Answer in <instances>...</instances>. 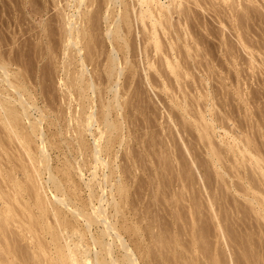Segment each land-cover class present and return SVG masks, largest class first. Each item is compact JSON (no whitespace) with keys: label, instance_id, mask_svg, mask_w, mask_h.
I'll use <instances>...</instances> for the list:
<instances>
[{"label":"rangeland","instance_id":"374dc122","mask_svg":"<svg viewBox=\"0 0 264 264\" xmlns=\"http://www.w3.org/2000/svg\"><path fill=\"white\" fill-rule=\"evenodd\" d=\"M68 0H0V55L1 56H3L4 54H5V56H4V58H2V59H4V60H2L1 59V57H0V60L1 61H5V63H6V65L8 64L9 66L7 67V68H9L8 70H9V72H10V74H14V73H16V71L18 70V72L17 73H19L21 70H22V73H23V75H27V76H23L22 74H21V77H26L27 79H24L25 81H23V78L21 79V77H18V78H20V80H22V81H19V79L17 78V76H20V75H18V74H16V75H11V77H10V75H9V77H8V79L9 80H11L12 82H13V80L15 79V78H17V82L19 83V82H22V83H19V86H18V83L16 84V83H13V84H16L17 86L16 87H10V85H5L4 83H2L3 81L5 82L6 80H5V78H3V77H1L2 76V73H0V80L2 79L3 81L0 83V90H1V93H0V96L3 94V98H2V96H1V98H0V102H1V100H3L4 99V101L5 100H7V98L9 97V95H10V97L12 98V97H14V98H18V96H15V95H18V94H16V92L14 91V88H21L24 84H26V85H24L23 87H25L26 86V88H27V90L30 92V90H31V92L30 93H32V95H33V97L30 99L32 102L31 103H33V101H34V99H36V101H34V104L33 105H35L34 107H38V110H35V109H31V114H32V116L33 117H31L33 120H35L34 118H38V116L40 117V112H41V110L43 111V110H45V114L46 115H48L49 116V118L46 120H44L43 121V124H42V127H43V125L45 126L44 127V129H45V132H47L48 131V136L46 135V137L48 138V140H51V138H52V140H53V142L51 141H49L50 142V144L48 145V147L51 145H54V146H52V147H50V148H48V149H52V151L51 152H49V155L51 154L52 155V158H51V156H50V158H51V160L49 161V164H51V166H52V169L54 168V169H57V171L59 170V168H61V166L63 167V166H65V164L66 165H69V164H67L68 162H66L65 161V158H72L73 159V155H75V154H77V152H74V154L71 152L72 151V148H73V145H74V143H73V135H76L72 130H73V126H75L76 127V124H74V123H72L73 122V115H75L76 114V111H74L75 109L78 111L79 109H80V107L79 106H81V105H83L84 103H86V104H84V106H86V108H85V112H84V117H87V113L86 112H88V113H90L91 111H93V109L91 108V110H90V107L89 108H87V106H90V104H92V106H93V104L95 105V104H97V102H98V100L99 99H101L99 102L100 103H98L97 104V106L98 105H101L102 106V104L104 103V102H106L107 101V98H109L110 97V95H112L111 93H109V91L108 90H106L105 88H107V87H109L108 86V84L110 85V83L109 82H106L107 80H106V78H100L102 81L103 80H106L105 82L103 81V83H101V80H99V82L98 83H100V85H99V88L100 87H102V85L103 84H105L106 83V87H105V85H104V87L103 88H100V90L97 92L96 91V93H100L99 94V96H100V98H96V100H94V99H90L91 97H90V94L92 93V95L94 96V93L92 92V91H89V93L88 94H86V91L84 92V91H82V89L80 88V90H81V92H82V94H79V93H77V91L78 92H80L78 89L79 88H77V87H79V85H78V82L76 83L77 85H75L74 83L77 81V80H75L76 79V76H74L75 74L77 75V73H75V71L77 72V70H79L78 68H76L77 66H75L74 67V65H73V59H72V55L71 54H73V53H75V52H73V47H70V49H68V52H67V50H65V48H66V37H63V36H65V35H63L64 33H63V31L62 30H64L65 28H66V26H65V22L63 21L64 20V17H66L65 15L67 14V12L69 13V14H73V0H69L68 2H69V4H68V2H67ZM72 1V2H71ZM190 1V0H189ZM191 1H193V0H191ZM189 2V5H188V7H193V9H192V7L191 8H188V9H186L187 10V12H185V13H187L188 15V17L190 16V14L189 13H191L192 11V13H195V14H197V15H194V17L192 16H190V19H191V22H190V20H189V18L187 19V20H189V21H187V23H185V25L187 26V24L190 22V23H192V24H190L191 26H189V24H188V27H184V24L182 25L181 24V21H180V19L178 18V17H180V16H178V15H175V19H174V21L176 20V22L179 20L180 21V23H176L174 26H173V31L172 30H170L172 33H171V35H173V37H174V39H175V36L176 37H178V36H181L180 37V40L181 39H187V40H191L190 41V43L187 41H185L184 40V42H183V40L182 41H180L179 42V39L178 38H176L175 40H177L178 39V42L176 41V43H174V44H179V45H175L176 47L177 46H179V47H177L178 49H180V50H182L183 52L185 51V50H183V48L186 46V45H188V46H190L189 44H194V46H195V43H194V39H196V40H198L199 41V43L197 42V41H195V42H197V44H196V46L198 47L197 49H200V50H202V52L201 51H198V52H200L201 54H202V56H200L201 54L200 53H198L197 52V50H195L194 51V49H196V47H194L193 46V44H192V46H191V50H190V52H193V54H195V52H197L193 57H192V59L194 58L195 59V61H193V60H191V57H189V55H191V54H188V49L186 48V51L184 52V53H187V57H185L184 55V53L182 52V51H179V54L180 53H182V54H180V55H182V56H184V57H182V58H184V59H182V61L183 60H185V62H188V64L189 65H191V64H195L196 63V60H197V63H199L200 65H201V68L200 67H198V68H200L201 70H199V69H196L194 66L196 65H193V67L195 68H191L190 69V67L188 66V64H187V66L189 67H187L188 68V70H191L192 71V75H195V76H187L186 74V65H184L185 67L183 68V70L185 69V75H184V71L182 72V69H181V73H183V76H184V78H185V76H186V80L184 79V80H182L181 81V79H182V77H181V79H180V81H178L179 83H176L177 82V79L175 80V76L173 77V76H171V74H169L170 73V71L167 69H165V68H163L164 70H163V73L162 72H160L159 74L160 75H164L165 74V76L163 77V78H161V76H158V72H159V70H161L162 71V69H160V68H157L161 63H164V64H161V66L162 67H164L166 64H165V61H164V59H165V56H164V54H161V55H163V56H161L162 58H163V61L164 62H162L161 60H162V58L161 57H158V56H160V55H155V53H153V49H152V47H151V45H150V49H149V54H150V56L152 57V54H154V57H153V59L154 60H157L158 58L160 59V61L161 62H159L160 64L158 65V66H156V68L157 69H159L158 70V72H156L155 70H154V68L153 69H149V70H147L148 71V74H147V71H145V69H148V64H147V60H144V58H145V56H146V53H145V51L143 50L144 48L143 47H145V45H146V43H145V35H143V28L141 27L142 25H140V24H138L137 22H133L132 23V21H134V20H132V19H134V18H131V24H132V28H131V30L132 31H134V32H130V34H135V35H133V37H132V35H130V41H131V43L130 44H136L137 43V45L136 46H134V48H135V52H134V54H131L130 56H131V62H132V64L134 65V66H136V68L138 67V66H140V67H138L137 69H134L135 67L134 66H132V64H128V66H130V68L132 67H134L133 69L135 70H133L134 71V73H136L137 71V75L135 76V74L133 75V74H131L132 72V70H130V68H128V66L126 65V70L127 71H125L126 73H128V76L131 74L132 75V77H134V78H132V77H130L129 76V78H131L132 80H129L128 82H130L129 84H127V85H125V84H122V83H125V82H123L124 80H127V74H126V76H124L123 75V77H122V79L123 78H125L124 80H120L119 81V85L117 86V88H119V93H121V95H123V96H121V103L123 104V111H118V109L117 108H115V110L112 108V107H110V109H111V114H113V115H110L111 116V120L113 121V122H115V120H120L119 122H115L117 125H119V123H120V127H123V132H122V130L120 129V131L119 132H117V138H116V140H115V142L117 143V144H119L120 142H121V138H122V136L121 135H125V136H123V137H125V142L123 143L124 145H122L121 147L119 146V145H117V144H115L114 145V147H113V150L115 151V153H116V149H117V151H120L119 152V158L118 159H113L114 157V153H112V155L113 156H108V161L109 160H111V161H109V162H112V160L113 161H115L117 164H119L120 163V168L119 169H117L116 170V173L117 174H123L124 172V174L122 175V178H124V179H122L123 180V182L124 183H126V182H130V183H132V184H130L129 182L128 183H126L127 185H129V186H126V188H127V190H130L129 192H132V193H128V195H129V197H128V201H129V205H131V206H134V205H136V206H134V207H136V208H134V209H136V211L135 212H138L139 213V215H137L138 217H140L141 215V217H142V219L144 218V220H140L141 222H142V224L143 225H141V223H140V221L138 222V221H131L132 222V224H133V222L135 223V224H137V225H135V224H130V222H129V220L128 221H126L125 223H124V225H123V227L122 228H124L123 230H125V231H123L124 232V234H127V235H125L126 236V239H127V241L131 244V247L132 246H134V247H132L134 250H135V254L136 255H138V257H139V259H140V261H141V263L142 264H188V262L187 263H185L186 262V260L188 259V260H190V261H192V258L190 259V257H188L187 255H192L193 256V254L192 253H194V252H196V251H198L197 253L199 254L198 255V257H199V260L201 261V259H204L205 258V255H204V253H203V255H202V253H199L200 251L199 250H201L202 252H205V245H204V243H205V240L204 239H207L208 241H207V244H206V246H208L210 249H217L216 251H218V249H219V252L220 253H223V254H221V255H224V254H229L228 253V251L230 250L229 249V247H228V249H226L225 251H227V252H223L224 251V247L226 246L225 244H226V242L225 241H223L224 239L225 240H230L229 239V237L228 236H231V235H228L229 234V230H230V234H233L232 232H236V234H237V236H238V233L239 232H241L242 233V230H245L244 232H246V236H245V239H247L246 237H248V238H250L251 236H252V234H253V236H254V241L256 242V240H257V242L258 243H256L257 245H256V248L258 249L259 247L258 246H263L262 248H260L261 250V253H264V252H262V251H264V229H263V225H264V219H261V218H263V216H264V210H262L263 211V213L262 212H258L257 211V209H258V205L256 204V205H254V202H252V201H250V202H252L253 204L251 205V203L250 202H248V200H249V198H247L246 196H247V193L248 194H251V195H253V196H255L258 200H260L261 199V201L260 202H262V200H263V204H264V188H263V186H264V174L260 171V170H258V168L256 167V166H258L257 165V163L256 164H254L255 162H250V161H252L251 159H250V163L247 161V159L249 160V158H250V155H249V158H248V155H247V159H243L245 162H244V164L246 165H244V167H243V165H241L242 166V168L244 169H240V166H239V163H237L238 161H235L236 159H238L237 157H235L236 155H238V154H240V150H235V153L236 154H234L233 152H234V150H232V149H230V145L231 144H229V145H227L229 142L227 141L228 139H230V137L229 136H227L228 137V139H227V137L225 136L224 137V134H226V132L229 134V133H231V134H229L230 136H233V137H235V139L238 141V142H241V139L240 138H242L243 140H244V142H246L245 140H248V139H251L250 140V143L249 144H247V145H249V147L251 148V146H253L254 147V149L256 148L257 150H252L253 152H255L256 154H257V156H258V158L260 157L261 158V156H260V154H263L264 155V151H260V150H264L263 149V147H264V62L262 61V64H261V60H264V58L262 59V56L264 55V8H262V6L264 7V0H257V1H259V2H257L256 0H254V1H256V3L253 1V5L252 4H250V3H252V2H248L247 0H244V2H243V0H239V5H241L242 6V4L243 3H245V7L244 8H247L246 7V3H247V6H252V9H251V7H250V10L249 9H247L248 10V14L249 13H251V10H252V12L253 13H251V14H246L245 15V13L246 12H244L243 11V13H241L242 12V9H243V7L241 8V6H237L236 7V5H238L237 3H236V5L235 4H233L234 2H236V1H238V0H235L233 3H232V1L230 0L229 1V3H228V5H229V7H228V5H227V3H226V5H227V7L228 8H226V5H225V3H223V2H225L224 0H217V2H216V0H215V2H214V0H201L202 1V3L203 4H206V2H208L205 6L207 7V9L205 10V8L206 7H203L201 4H199V3H195V2ZM195 1V0H194ZM204 1V2H203ZM241 1L243 2L242 4H241ZM134 2V3H133ZM133 2H132V0H128V3H129V7H130V9H131V6H134L133 4H135V1L133 0ZM215 3L214 5H216L215 7L213 6V4H211V3ZM261 2V3H260ZM133 3V4H132ZM186 3H188V2H185V6H186ZM191 3V4H190ZM193 3H195L196 5H193ZM211 5H210V4ZM222 3V4H221ZM231 3L235 6V11H233V6L231 5ZM254 3H255V5L257 6H255L254 5ZM197 4H199V5H201L200 7L199 6H197ZM220 4V5H219ZM223 4H224V6H223ZM249 4V5H248ZM261 4V5H260ZM95 6H96V4H95ZM94 6V7H95ZM197 6V7H196ZM254 6V7H253ZM195 7V8H194ZM211 7V8H210ZM222 9H221V8ZM231 7H232V11H233V13L235 14V13H237V11L239 12V10L241 11V12H239V14H241V16H243L244 18H246V17H250V18H247L246 20H245V23L247 22V20H249L248 21V23H246V26H247V24L249 25V26H247V27H249L250 28V26H251V23H252V28H250L251 29V33H247V30L249 31L250 29H247V27H245V31H246V33L248 34L247 36H246V34H245V38H244V40H247V42H248V40H252L253 41V44H252V41L250 42V44L251 45H254V46H252L251 47V45H249V43L247 44V42H246V44H247V48H245L242 44H241V42H240V44H238L237 43V40L238 39H236L237 37H235L234 36V34H236L235 32H236V30H234V32H233V34H232V29L231 28H234V26H232V23L233 22H229L228 23V21H231V15L233 14L232 13V11L230 10L231 9ZM96 8V7H95ZM95 8H93V11H95ZM199 8V9H198ZM204 9V11H203V9ZM254 8H256L257 10H259L260 8H262V9H260V15H259V13H257V10L256 9H254ZM198 9V10H197ZM215 9H217V12H216V10ZM218 9L219 10H222L223 12L221 13L222 14V17L220 16H218V12H220V11H218ZM228 9V10H227ZM201 10V11H200ZM245 11H247L246 9H244ZM255 10H256V12H255ZM67 11V12H66ZM191 11V12H190ZM194 11H197V13L196 12H194ZM208 11V13H206ZM224 11H231V12H229V13H231V15L228 13V12H224ZM213 12H216V13H218L217 15H216V13L214 14ZM64 13H65V15H64ZM191 13V14H192ZM254 13H255V15H254ZM220 14V15H221ZM243 14V15H242ZM263 14V15H262ZM61 15V16H60ZM193 15V14H192ZM199 15V16H198ZM203 15V16H202ZM215 15V16H214ZM224 15V16H223ZM227 15H230V16H227ZM236 16L238 15V13L237 14H235ZM248 15V16H247ZM253 16V17H251V16ZM201 16V18H199ZM219 17V18H217V17ZM240 15H238V17L239 18H242L243 19V17H241ZM256 16H257V18H256ZM133 17H135V16H133ZM204 17V18H203ZM209 17V18H208ZM227 18V22L225 23V21L223 22L221 19H223L224 20V18ZM262 19H261V18ZM61 18H63V20L61 19ZM254 20H253V19ZM255 18L258 20H255ZM192 19H195V20H193L192 21ZM206 19V20H205ZM210 21H209V20ZM214 21H213V20ZM241 19V20H242ZM197 20V21H196ZM203 20V21H202ZM241 20H239L238 19V22L237 23H242V21ZM251 20H252V22H251ZM261 20V21H260ZM173 21V22H174ZM199 21V22H198ZM241 21V22H240ZM253 21H254V23H253ZM62 22V23H61ZM196 22V24L199 26H195V23ZM201 22V23H200ZM207 22V23H206ZM223 22V23H222ZM249 22H250V24H249ZM255 22L257 23V24H255ZM259 22V23H258ZM105 23V24H104ZM199 23L201 24V25H199ZM220 23V24H219ZM244 23V22H243ZM242 23V24H243ZM245 23L243 24V25H245ZM261 23V24H260ZM101 24H103L102 25V28H100V29H104L105 30V28H107V23L106 22H101ZM101 24H100V27H101ZM178 24V25H177ZM210 24V25H209ZM212 24V25H211ZM224 24V25H223ZM226 24V25H225ZM231 24V25H230ZM241 24V25H242ZM261 26H260V25ZM134 25V26H133ZM140 25V28H142V29H140L138 26ZM180 25V27L181 26H183L184 28H186V30L184 31L183 30V27H181L182 28V30L184 31H182V33H181V35H179L178 33H179V31L181 30L180 29V27H178V30H177V27L176 26H179ZM234 25V24H233ZM241 25H240V27H241ZM257 25H259V26H257ZM137 26V27H136ZM202 26V27H201ZM214 26V27H213ZM220 26V27H219ZM226 26H229V27H226ZM232 26V27H231ZM190 27H192V28H194V29H196V28H199V29H196V30H194V29H192V30H190V32L192 31V32H194V31H196V32H194V34L195 35H193V34H191V33H189V31H187ZM206 27H208V28H206ZM218 27V28H217ZM223 27V28H222ZM43 28V29H42ZM64 28V29H63ZM136 28V29H135ZM139 28V29H138ZM174 28H176V29H174ZM188 28V29H187ZM203 28V29H202ZM217 28V29H216ZM242 29H243V27H241ZM262 28H263V30H262ZM23 29V30H22ZM45 29V30H44ZM138 29V30H137ZM170 29H172L171 27H170ZM220 31H219V30ZM222 29V30H221ZM241 29V30H242ZM253 29L255 30L254 32H253ZM175 30V31H174ZM201 30V31H200ZM213 32H212V31ZM227 31V32H224V31ZM241 31L242 33L243 32H245V31ZM262 30V31H261ZM44 31V32H43ZM46 31V32H45ZM102 31V30H101ZM101 31H99V32H101ZM169 30H168V32H170ZM178 31V33H176ZM188 32L187 34H188V36H190V39H188L186 36H185V32ZM198 31V32H197ZM206 33H205V32ZM137 32V33H136ZM141 32V33H140ZM161 32H162V30H161ZM174 32V33H173ZM222 32V33H221ZM63 33V34H62ZM138 33H140V35L138 34ZM203 33V34H202ZM205 33V34H204ZM208 33V34H207ZM216 33H218V34H216ZM223 33H224V35H223ZM228 34V36L226 35V34ZM46 34V35H45ZM48 34V35H47ZM137 34V35H136ZM143 36H142V35ZM175 34V35H174ZM177 34V35H176ZM182 34H184V36H182ZM191 34V35H190ZM197 34V35H196ZM203 35L202 37H200L201 35ZM230 34V35H229ZM161 35H163V36H161L163 39H165V41L163 40L162 42H165V45L164 46H166V45H170V40L172 41L173 40V38L171 39V35H167V34H165V35H167V36H165L164 35V33L163 34H161ZM208 35V36H207ZM210 35V36H209ZM211 35H213V36H211ZM218 35V36H217ZM226 35V36H225ZM253 35V36H252ZM263 35V36H262ZM44 36V37H43ZM140 36H142V37H140ZM164 36H165V38H164ZM197 37V38H195V37ZM199 36V37H198ZM208 37L207 38V40H210V41H205L206 40V37ZM218 38H216V37ZM221 36H225L224 37V40H225V38L227 37L228 38V40H229V42H231L230 44L229 43H227L228 42V40H227V38H226V40L227 41H223L222 39H223V37L221 38ZM234 36V37H233ZM43 37V38H42ZM62 37V38H61ZM102 37V36H101ZM166 37H168V38H166ZM169 37H170V40H168L169 39ZM192 37V38H191ZM205 37V38H204ZM247 37H250V38H247ZM260 37H262V38H260ZM41 38V39H40ZM63 38H65V39H63ZM194 38V39H193ZM199 38V39H198ZM201 38H203V39H201ZM247 38V39H246ZM256 38V39H255ZM15 39V40H14ZM43 39V40H42ZM47 39V40H46ZM133 39H134V41H135V43H134V41H133ZM142 39V40H141ZM200 39H201V41H202V43H201V45H202V47L200 48L199 46H201V45H199L200 44ZM215 39V40H214ZM260 39H261V41H263V43L260 41ZM45 40V41H44ZM65 42H64V41ZM166 40H168V41H166ZM175 40H173V42H175ZM221 40V41H220ZM233 40V41H232ZM256 40V41H255ZM257 40H259L258 42H257ZM47 41H49V42H47ZM133 41V42H132ZM142 41V42H141ZM205 41V42H204ZM214 41V42H213ZM255 41V42H254ZM25 42V43H24ZM47 42V43H46ZM140 42L142 43V44H140ZM166 42H168V43H166ZM186 42V44H184ZM204 42V43H203ZM207 42H208V44H207ZM221 42H226L227 43V46L229 47V45H230V47L228 48V47H225L226 46V43L225 44H223V46H224V48H226V51L222 48L223 46L221 45ZM234 42H235V44H234ZM238 42H239V40H238ZM245 42V41H244ZM260 42V43H259ZM24 45H23V44ZM144 43V44H143ZM210 43V44H209ZM216 43V44H215ZM219 43V44H218ZM257 45L256 47L257 48H253V47H255V44ZM262 43V44H261ZM48 46H47V45ZM65 44V45H64ZM164 44V43H163ZM206 44V45H205ZM214 44V45H213ZM229 44V45H228ZM234 44V46H231V45H233ZM236 44H237V46H236ZM22 45V46H21ZM28 45V46H27ZM35 45H37V46H35ZM183 45V46H182ZM199 45V46H198ZM221 45V46H220ZM252 48H250L249 46ZM261 47H260V46ZM19 46V47H18ZM183 47V48H180V47ZM207 46H209V50L210 51H213L212 52V58L211 57H207V56H209V55H207L209 52V50H208V47ZM215 48H214V47ZM219 46V47H218ZM240 48H239V47ZM20 47L22 48V50H23V52H21V53H18V50H20L21 51V49H20ZM38 47H39V49H38ZM40 47H42L41 49H40ZM221 47V48H220ZM233 47V48H232ZM238 47V49H236ZM242 47H244V51L243 52H248V51H250V52H248V54L249 53H252V52H255V55H253V56H255L256 58H254V59H256V61H254V59L251 57L252 56V54H249V57L251 58V59H253V60H251L250 58H247L246 57V61H248L247 59H250L249 60V63L250 62H252V64L250 63V64H248V62H246L245 63V61L243 60L244 58L242 57V56H240V55H243V54H245V53H243L242 54V50H243V48ZM17 49V51H16V49ZM72 48V49H71ZM139 48H141L140 50H139ZM203 48V49H202ZM205 48L208 50H205ZM214 48V49H213ZM218 48V49H217ZM228 48V49H227ZM230 48H232L231 50L232 51H230V53L233 55H231V54H229V52L227 51V50H229ZM235 48V49H234ZM249 48L251 49V50H249ZM259 48H260V50H259ZM49 49V50H48ZM137 49V50H136ZM185 49V48H184ZM225 51V54H224V52L222 51ZM245 49H246V51H245ZM256 49H258V50H256ZM15 50V51H14ZM40 50V51H39ZM47 52H46V51ZM142 50L144 51V53L142 52ZM166 50H167V46H166ZM193 50V51H192ZM239 54H236V52ZM248 50V51H247ZM253 50V51H252ZM13 51V52H12ZM19 51V52H20ZM39 51V52H38ZM43 51H45V52H43ZM64 51L65 52H67V53H69L68 54V56H67V54H66V56H64L65 55V53H64ZM71 53H70V52ZM104 51H106L105 49H104ZM141 51V52H140ZM152 51V53H150ZM168 51V50H167ZM204 51V52H203ZM205 51L206 52H208V53H205ZM216 51V52H215ZM233 51H234V53H235V55L237 56H234V53H233ZM240 51H241V54H240ZM3 52H4V54H3ZM6 52V53H5ZM12 53V55H11V53ZM15 52V53H14ZM27 52V53H26ZM36 52V54H34ZM41 52H43V53H41ZM221 52V53H220ZM259 52H262V53H259ZM16 53H18V54H16ZM22 53H26V54H24V56L22 55ZM204 53V54H203ZM215 54V56H213L214 54ZM229 54V56H230V58L232 59H230L231 61H234L233 63H234V65L235 66H237L236 68L235 67H233V65H232V62L229 60V56H228V54ZM259 53V54H258ZM7 54H8V56H9V58L7 57ZM136 54V55H135ZM145 56H144V55ZM184 54V55H183ZM192 54V55H193ZM198 54V55H197ZM210 54V53H209ZM217 54H219V55H217ZM223 54V55H222ZM247 54V55H248ZM261 54V55H260ZM37 55V56H36ZM41 55V56H40ZM69 55H71L72 57H70ZM74 55V54H73ZM135 55V56H134ZM138 55V56H137ZM205 55H207V56H205ZM217 55V56H216ZM257 55V56H256ZM260 55V56H259ZM13 58H11V57ZM19 56V57H18ZM36 56V57H35ZM104 56V55H103ZM156 56L158 57V58H156ZM197 56L199 57V59L197 58ZM205 56V57H204ZM221 56V57H220ZM239 56H240V58L241 59H239ZM245 56H246V54H245ZM20 57H22L23 59H21ZM69 57V58H68ZM203 57V58H202ZM206 57L208 58V60H209V58L211 59V62H215V64H213V63H209V65H206L208 62H206V61H208V60H206ZM216 57H219V58H216ZM233 57V58H232ZM260 57H261V59H260ZM264 57V56H263ZM17 58V59H16ZM66 58V60H63V59H65ZM104 58H105V56H104ZM106 58H107V56H106ZM135 58H136V60H135ZM156 58V59H155ZM188 58V59H187ZM190 58V59H189ZM197 58V59H196ZM216 58V59H215ZM228 58V59H227ZM236 58H238V59H236ZM243 58V59H242ZM8 59V60H7ZM70 59H72V60H70ZM141 59V60H140ZM143 59V60H142ZM146 59V58H145ZM180 59H181V57H180ZM186 59H187V61H186ZM201 59H203V61L205 62V67H204V63H200V62H202V60ZM259 59H260V61H259ZM14 60V61H13ZM15 60H18V62L17 61H15ZM21 60V61H20ZM24 60V61H23ZM103 61V63L105 62V59L103 60V58L101 59L100 58V63ZM188 60H190V61H188ZM199 60V61H198ZM201 60V61H200ZM213 60V61H212ZM218 60V61H217ZM220 60V61H219ZM224 60L226 61V62H224ZM230 61L231 62V64L230 63H228V61ZM240 61L241 62V64H240V62H238V61ZM8 63H7V62ZM11 61H13V62H11ZM70 61V63H68V62ZM133 61H135V63H133ZM139 61V62H138ZM145 61V62H144ZM158 61V60H157ZM222 61H223V63H222ZM236 61V62H235ZM3 62H1V63H3ZM12 64H11V63ZM15 62H17V63H15ZM66 62V63H65ZM71 62H72V66L70 65L71 64ZM99 62V61H98ZM145 64H144V63ZM154 62H156V61H154ZM184 62V61H183ZM184 62V64H186ZM189 62H192L191 64L189 63ZM255 62H257V63H255ZM20 63V64H19ZM63 63V64H62ZM103 63L102 64H99V63H92V62H90V68H89V70H90V72L91 71H93V70H95V73H96V75H97V73H98V78H97V80L99 79V70H103V69H105V66L103 65ZM138 63V64H137ZM140 63V64H139ZM219 63V64H218ZM225 63V64H224ZM235 63H237L238 65H236ZM244 63V64H243ZM23 64V65H22ZM65 64H67V65H69V66H65ZM137 64V65H136ZM158 63L156 62V65H157ZM219 66H218V65ZM17 65V66H16ZM76 65V64H75ZM96 65V68L94 67ZM97 65H98V67H97ZM99 65H102V67H104V68H102L101 66H99ZM142 65V66H141ZM147 65V66H146ZM164 65V66H163ZM200 65H196V66H200ZM211 65H213L212 66V68H211V72H210V74L209 75H207L209 72V68L211 67ZM216 67H215V66ZM221 65V66H220ZM227 65V66H226ZM244 65V66H243ZM249 65V66H248ZM251 65H254V66H251ZM255 65H257V66H255ZM259 65H260V67H259ZM261 65H263V66H261ZM24 68H22V67ZM65 68H64V67ZM71 66V67H70ZM94 67L93 68V70H92V67ZM145 67V69H144V67ZM206 66H210L209 68L207 67L206 68ZM224 66V67H223ZM247 68H246V67ZM11 67V68H10ZM43 67H45V69L43 68ZM66 67H67V69H66ZM101 69H100V68ZM203 67L204 68H206L207 70H205V69H203ZM213 67L214 68H216V70L215 71H217L218 72V74L219 75H217V72H214L213 73V71H214V69H213ZM223 67V68H222ZM230 67V68H229ZM251 67V68H250ZM76 70H75V69ZM143 68V69H142ZM155 68V69H156ZM218 68V69H217ZM220 68V69H219ZM228 68V69H227ZM239 69V71H238V69ZM20 69V70H19ZM25 69H26V71H25ZM42 69V70H41ZM74 69V70H73ZM98 69V70H97ZM156 69V70H157ZM226 69V70H225ZM231 69V70H230ZM240 69L242 70V71H240ZM251 69V70H250ZM253 69V70H252ZM255 69V70H254ZM102 70H101V73H102ZM165 70L166 71H168L167 72V74H166V72H165ZM196 70V71H195ZM202 70H204L203 72H202ZM219 70V71H218ZM221 70V71H220ZM229 70V71H228ZM25 71V72H24ZM41 71V72H40ZM44 71V72H43ZM96 71H98V72H96ZM128 71H130V73L128 72ZM141 71V72H140ZM143 71H145V72H143ZM208 73H207V72ZM224 71V72H223ZM240 73V74H237L238 72ZM244 71H246V72H244ZM249 71V72H248ZM73 72L75 73L74 75H73ZM149 72H150V74H151V80L149 79L148 80V77H150L149 75ZM152 72V73H151ZM165 72V73H164ZM222 72V73H221ZM21 73V72H20ZM19 73V74H20ZM69 73V74H68ZM94 72H92V74H93ZM94 73V74H95ZM195 73V74H194ZM198 73V74H197ZM214 75H213V74ZM221 73V74H220ZM45 74V75H44ZM91 74V73H90ZM139 74V75H138ZM141 74H143V75H141ZM148 76H147V75ZM157 74V75H156ZM191 74V73H190ZM155 75V76H154ZM166 75H167V77H168V80H167V78H166ZM182 75V74H181ZM189 75V74H188ZM207 77H206V76ZM220 75H221V78H220ZM222 75H224V76H222ZM227 75V76H226ZM228 75H230L229 77H228ZM240 75V76H239ZM16 76V77H15ZM69 77V79H68V77ZM74 76V79L73 78H71V77H73ZM140 76V77H139ZM170 76V77H169ZM211 76H212V78H211ZM215 76V77H214ZM218 76H219V78H218ZM233 76H237L236 78L235 77H233ZM246 76V77H245ZM13 77V78H12ZM39 77H41V78H39ZM94 77L96 78V76L94 75ZM147 77V78H146ZM156 77V78H155ZM210 79H209V78ZM231 77V78H230ZM166 78V79H165ZM172 78H174L173 80H172ZM208 78V79H207ZM214 78V79H213ZM216 78V79H215ZM240 78V79H239ZM13 79V80H12ZM139 79V80H138ZM140 79H142V80H140ZM145 79V80H144ZM155 79H158V80H155ZM165 79V80H164ZM213 79V80H212ZM223 79V80H222ZM26 80H27V82H26ZM71 80V81H70ZM75 80V81H74ZM97 80H96V82H97ZM170 80L172 81L171 83H173V84H171L170 83ZM175 80V81H174ZM220 80V81H219ZM15 82H16V80H14ZM66 81V82H65ZM138 81V83H136ZM145 81H147V83L145 82ZM164 81V82H163ZM167 81V82H166ZM184 81V82H183ZM197 81V82H196ZM226 81V82H225ZM235 81V82H234ZM239 81V82H238ZM7 82V81H6ZM74 82V83H73ZM127 82V83H128ZM135 82V83H134ZM156 82V83H155ZM161 82V83H160ZM168 82H169V84H168ZM183 82V83H182ZM194 82V83H193ZM199 82V83H198ZM211 82V83H210ZM24 83V84H23ZM68 83V84H67ZM97 83V84H98ZM153 83V84H152ZM155 83V84H154ZM158 83H159V86H158ZM163 83H165V85H167V86H165L164 87V85H163ZM167 83V84H166ZM181 83V85H179ZM185 83V84H184ZM197 83H198V87H197ZM202 83V84H201ZM204 83V84H203ZM223 83V84H222ZM1 84L2 85H5V86H1ZM6 84H8V83H6ZM21 84H23L22 86H21ZM65 86H64V85ZM70 84V85H69ZM121 84V85H120ZM142 84V85H141ZM148 84V85H147ZM151 84V85H150ZM176 84V85H175ZM233 84V85H232ZM31 85V86H30ZM66 85H69V86H66ZM125 85V86H124ZM130 85H132L131 87H130ZM138 85V86H137ZM154 85V86H153ZM160 85H161V87H160ZM186 87H185V86ZM200 85H204L203 87L202 86H200ZM213 85V86H212ZM73 86H75L76 87V89L77 90H75V87H74V90H75V93L73 94V92H74V90L72 89L73 88ZM97 86V88H98V85H96ZM129 86V87H128ZM137 86V87H136ZM170 86H172V89H170L171 87ZM181 86V88L182 89H180V88H178V87H180ZM189 86H191V87H189ZM206 86H207V88H206ZM224 86V87H223ZM233 86V87H232ZM2 87V88H1ZM6 87H8V88H6ZM129 88L128 90L126 89V88ZM168 88L167 89V91L165 90V89H163V88ZM177 87V88H176ZM185 89H184V88ZM193 87H194V89H193ZM214 87V88H213ZM229 87V88H228ZM232 87V88H231ZM239 87V88H238ZM4 88H5V91H4ZM11 88H12V91L14 92H12L11 91ZM29 88H31V89H29ZM40 88V89H39ZM70 88V89H69ZM98 88V89H99ZM124 88V89H123ZM153 88H155V89H153ZM173 88L176 90H173ZM206 88V89H205ZM218 88V89H217ZM221 88V89H220ZM225 88V89H224ZM2 89H3V91H4V93H3V91H2ZM6 89L8 90V89H10V90H8V92H10V93H8L7 91H6ZM33 89V90H32ZM67 89V90H66ZM97 89V90H98ZM101 89H105L104 90V92L103 93H101L100 91H101ZM122 89V90H121ZM135 89H136V91H135ZM169 89H170V91H169ZM185 91H184V90ZM192 89V90H191ZM200 91H199V90ZM202 89H203V91H202ZM227 89V90H226ZM141 90V91H140ZM183 90V91H182ZM188 90V91H187ZM208 90V91H207ZM209 90H210V92H209ZM221 90V91H220ZM224 90V91H223ZM122 91V92H121ZM130 91V92H129ZM134 91V92H133ZM138 91V92H137ZM145 93H144V92ZM172 91V92H171ZM182 93H181V92ZM215 91V92H214ZM12 92V93H11ZM67 92V93H66ZM69 92V93H68ZM80 92V93H81ZM108 92V96L107 95H105V96H103L104 94H106ZM166 92V93H165ZM170 92V93H169ZM179 92V93H178ZM193 92V93H192ZM199 92V93H198ZM202 92V93H201ZM217 92V93H216ZM222 92V93H221ZM5 93L7 94L6 96H5ZM95 93V94H96ZM123 93V94H122ZM125 93V94H124ZM133 93V94H132ZM142 93V94H141ZM207 93H209L210 94V97H209V95L207 94ZM215 93V94H214ZM12 94V95H11ZM14 94V95H13ZM84 94V97H83V100L81 99H78V98H81V96ZM101 94H102V96L103 97H105L106 98V100L104 101L103 99L104 98H102L101 97ZM130 94H132V95H130ZM168 94V95H167ZM177 94V95H176ZM179 94V95H178ZM217 94V95H216ZM35 95H37V96H35ZM78 95V97H77V99L78 100H80L82 103H83V101H84V98H86V99H90L88 102H90V103H88L87 101H86V99H85V101H84V103L82 104H80V101H78L74 96H77ZM87 95H89V98L88 97H86ZM127 95V96H126ZM140 95V96H139ZM177 97H175V96ZM196 97H195V96ZM206 95H208V96H206ZM8 96V97H7ZM98 96V95H97ZM98 96V97H99ZM169 96H171V97H169ZM174 96V97H173ZM188 96V97H187ZM6 97V98H5ZM28 97V96H27ZM35 97V98H34ZM75 98V99H73V98ZM187 97V98H186ZM192 97V98H191ZM208 97H209V99H208ZM14 98H12V99H14ZM29 98H30V96H29ZM130 98V99H129ZM138 98V99H137ZM181 98V99H180ZM189 98V99H188ZM204 98V99H203ZM98 99V100H97ZM109 99H112V98H109ZM194 99V100H193ZM200 99V101H198ZM243 99H245V102H244V100ZM127 100H128V102H127ZM130 100V101H129ZM135 100V101H134ZM185 100H186V102H185ZM190 100V101H189ZM193 100V101H192ZM210 100L212 101V102H210ZM78 101V102H77ZM94 101V102H93ZM103 103H102V102ZM109 101V100H108ZM125 101V102H124ZM204 101V102H203ZM247 101V102H246ZM110 102L112 103L113 102V100H110ZM124 102V103H123ZM177 102V103H176ZM184 102V103H183ZM194 102H196V103H194ZM206 102V103H205ZM209 102V103H208ZM37 103V104H36ZM79 103V104H78ZM89 105H88V104ZM108 103V102H107ZM187 103H189V104H187ZM191 103V104H190ZM200 103H202L201 105H200ZM211 103V104H210ZM248 105H247V104ZM14 104V103H13ZM12 104V105H13ZM113 104V103H112ZM112 104H110V105H112ZM182 104V105H181ZM203 104H204V106H203ZM128 105H130V106H128ZM135 105H137V106H134ZM186 107H185V106ZM197 105V106H196ZM209 105H212V110H210V109H208L209 108ZM215 105V106H214ZM14 106V105H13ZM79 108H78V107ZM96 106V105H95ZM97 106L95 107V108H97ZM101 106H98L99 108H97L96 110H95V112L96 113H98V111H99V113H100V116H102L101 114H102V112L104 113V111L106 110L105 109V107H101ZM178 106V107H177ZM181 106H184L185 107V110L187 109V107H188V111L186 110V111H184V112H182V110H183V107H181ZM198 106H201V107H198ZM208 108H207V107ZM102 108V112H100L101 110H99V109H101ZM115 107V106H114ZM191 107H193V108H191ZM197 107V108H196ZM205 107V108H204ZM40 108V109H39ZM103 108L105 109V110H103ZM180 108V109H179ZM83 109V108H82ZM87 109V110H86ZM182 109V110H181ZM194 109V110H193ZM113 110V111H112ZM181 110V111H180ZM193 110V111H192ZM195 110H197L196 112H194ZM210 110V111H209ZM74 111V112H73ZM90 111V112H89ZM213 111V112H212ZM44 112V111H43ZM71 112V113H70ZM113 112V113H112ZM120 112V114H121V116L118 114ZM83 113V112H82ZM86 113V114H85ZM98 113V114H99ZM129 113V114H128ZM188 113V114H187ZM192 113V114H191ZM196 113V114H195ZM200 113V114H199ZM67 114V115H66ZM71 114H72V116H71ZM123 114H124V116H123ZM204 114L206 115V117H213L215 120V122H217V123H214V126H215V124H216V126H215V128H216V130H215V128H214V126H213V130H212V135L210 136V139L213 141L212 143H211V141H210V146H211V144H213L211 147L212 148H214V149H216V151L218 150L219 151V153H220V155H221V160H223V162L222 161H220V164H216L215 162H214V160H213V158L212 157H210V155H208L209 154V145H207V144H209L207 141L208 140H202L201 139V137H200V133H199V128H201V129H204L205 128V126H203L204 128H202V125H206V121H204V120H202V117L201 116H204ZM117 115V116H116ZM186 115V116H185ZM189 115V116H188ZM213 115V116H212ZM35 116V117H34ZM82 117H83V114L81 115ZM81 117V118H82ZM83 117V118H84ZM123 117H125V118H123ZM58 118H60V120L58 119ZM82 118V119H83ZM113 118V119H112ZM53 121H56V119H57V122L58 123H60V121L62 122V123H60V124H58L57 122L55 123V122H53ZM70 121H69V120ZM115 119V120H114ZM125 119V120H124ZM66 120V121H65ZM124 120V121H123ZM197 120V121H196ZM200 122H199V121ZM50 121H52L53 122V124L54 125H56L55 127H53L54 125L52 124V122H50ZM127 121V122H126ZM210 121V120H209ZM220 121V122H219ZM0 122H1V120H0ZM23 122V121H22ZM24 122H26L25 123V127H27V129H28V121L26 120V121H24ZM23 122V123H24ZM46 122V123H45ZM69 122H70V125H69ZM74 122H77V120L76 121H74ZM122 122H123V124H122ZM126 122V123H125ZM197 122V123H196ZM22 123V124H23ZM151 123V124H150ZM203 123V124H202ZM221 123H222V125H221ZM1 124V123H0ZM47 124H50V125H48L47 126ZM52 124V125H51ZM65 124V125H64ZM68 124V125H67ZM72 124V125H71ZM24 125V124H23ZM123 125V126H122ZM125 125V126H124ZM196 125H198V126H196ZM0 126H2V125H0ZM51 127V131H49L50 130V128L48 129V127ZM57 126H62V128L60 127H57ZM65 126V127H64ZM201 126V127H200ZM221 126V127H220ZM53 127V128H52ZM72 127V128H71ZM199 127V128H198ZM218 127V128H217ZM227 129H225V128ZM2 128H3V126H2ZM57 128V129H56ZM26 129V130H27ZM60 129V131H63V132H61L60 133V131L59 132H56V130H59ZM65 130V132H64V130ZM69 129H71V131L70 132H68V130ZM96 129V128H95ZM0 130H2L1 129V127H0ZM3 130H4V128H3ZM2 130V131H3ZM150 130V131H149ZM162 130V131H161ZM221 130V131H220ZM223 130V131H222ZM96 131V130H95ZM1 132V131H0ZM6 132V131H5ZM4 132V133H5ZM53 132V133H52ZM57 134H56V133ZM224 132V133H223ZM3 133V134H4ZM58 133H60L59 135H61L60 137L62 138V140L64 141H62L61 140V138L58 140V138H59V135H58ZM72 133H74V134H72ZM118 133H119V136H118ZM121 133H123V134H121ZM3 134L2 133H0V136L2 135V137H3ZM6 134V133H5ZM54 134H55V137H54ZM85 134V133H84ZM51 135H53V136H51ZM62 135H63V137H62ZM72 135V136H71ZM116 135H115V137H116ZM223 135V136H222ZM244 135V136H243ZM6 136V135H5ZM5 136L3 137V138H5ZM58 136V137H57ZM85 140H86V142H87V144H88V142L89 141H93V139L94 138H92L91 136H88V134L86 135L85 134ZM0 138V140L1 141H5V139H6V142H7V138H5V139H3V138ZM90 137V138H89ZM119 137V138H118ZM220 137H221V139H220ZM224 137V138H223ZM247 137V138H246ZM50 138V139H49ZM56 138V139H55ZM64 138V139H63ZM86 138H88V139H86ZM68 139V140H67ZM90 139V140H89ZM118 139V140H117ZM121 139V140H120ZM222 139H224V140H226V143H225V141L224 140H222ZM233 138L231 137V139L229 140L230 141V143H233L232 140ZM56 140L60 143L61 141L63 142V144L62 145H66L67 144V146L68 147H66V146H63L62 147V145L61 144H59L58 146L59 147H62L61 149L60 148H58V149H60V150H57V145H56ZM69 141V142H71L72 144H68V142H66V141ZM84 140V141H85ZM88 140V141H87ZM120 140V141H119ZM127 140V141H126ZM243 140H242V142H241V144L240 143H238L240 146V148H242V149H244V147L246 146V144L243 142ZM254 140V141H253ZM37 141V142H36ZM253 141V142H252ZM6 142H4V143H6ZM61 142V143H62ZM207 142V143H206ZM249 142V141H248ZM248 142H246V143H248ZM254 142H255V144H257V146L254 144ZM16 142H12V144H10L9 145V147L8 148H10L11 147V145H13L12 146V148H15L16 147V149H17V145H18V143H17V145H15V147H14V144H15ZM34 144L35 143H38V145L40 146V142H38V140H35V142H33ZM32 143V145H34ZM53 143V144H52ZM90 143H91V145H90ZM88 145L89 146H92L94 143H92V142H90ZM168 145H167V144ZM253 143V144H252ZM150 144V145H149ZM155 146H154V145ZM244 144H245V146H244ZM250 144H251V146H250ZM20 145V144H19ZM18 145V149H17V154L19 155V156H21V155H23L26 151L25 150H23V148L21 147V150L19 149V147L21 146H19ZM36 145V144H35ZM38 145H36V147L38 146ZM61 145V146H60ZM70 145H71V147H70ZM6 146H8V145H6ZM119 146V147H118ZM148 146V147H147ZM157 146V147H156ZM215 146V147H214ZM244 146V147H243ZM34 148H36L35 146H33ZM116 147V148H115ZM150 147V148H149ZM161 147H163V148H161ZM252 147V148H253ZM260 147H262V148H260ZM6 148V147H5ZM12 148H11V152H12ZM37 148H39V147H37ZM56 149V151H55V149ZM71 148V150H69ZM149 148V149H148ZM159 148V149H158ZM2 149V148H1ZM16 149H13V150H16ZM152 149H154V150H152ZM164 149V150H163ZM235 149H237V148H235ZM260 149V150H259ZM10 150V149H9ZM18 150H20L21 151V153L23 152V151H25L23 154H21V153H18V152H20V151H18ZM23 150V151H22ZM221 150V151H220ZM2 151V150H1ZM50 151V150H49ZM130 151V152H129ZM146 151H148V152H146ZM152 151V152H151ZM217 151V152H218ZM239 151V152H238ZM257 151H259L260 152V154H258L257 153ZM10 152V151H9ZM14 152V151H13ZM11 153V155H13L14 157H15V153ZM72 153V155H71V153ZM151 152V153H150ZM228 152H229V154H228ZM129 153V154H128ZM15 154V155H14ZM66 154H67V156H66ZM69 154V155H68ZM140 154V155H139ZM149 154H150V156H149ZM152 154V155H151ZM223 154V155H222ZM228 154V155H227ZM16 156L15 158H17V159H15V160H12V159H14V157L13 158H11V160L13 161V162H15L16 160L18 161V162H16L15 164H17V163H19V165L20 164H22V162H26L27 161V159L26 158H23V157H26L25 156V154L23 155V156H21V157H19V156ZM133 155V156H132ZM143 155H145V156H143ZM146 155H147V157H146ZM59 156V157H58ZM69 156V157H68ZM76 156V155H75ZM222 156H223V158H222ZM12 157V156H11ZM104 157H106L107 158V154H105L104 155ZM112 158V159H110V158ZM150 157V158H149ZM235 157V159L233 160V158ZM241 157V156H240ZM263 158H261V159H263L264 160V156H262ZM18 158H19V160L22 158V160L23 159H26V161L25 160H23V161H19L18 160ZM88 159H90L91 160V158H89V157H87ZM259 158V159H260ZM58 159V160H57ZM128 159H129V161H128ZM133 159V160H132ZM55 160V161H54ZM71 160V159H70ZM87 160V159H86ZM90 160H87L88 161V163H90ZM118 160V161H117ZM135 160V161H134ZM262 160V161H263ZM51 161H52V163H51ZM80 161V160H79ZM121 161V162H120ZM247 161V162H246ZM21 162V163H20ZM64 162H66L65 164H63ZM71 162H73V161H71ZM82 163H83V161H81ZM114 162V163H115ZM131 162V163H130ZM224 163V165L222 164V163ZM28 163V165H29V161L27 162ZM27 163H23V164H27ZM116 163H115V165H116ZM126 163V164H125ZM134 163V164H133ZM161 163V164H160ZM232 163V164H231ZM237 165H236V164ZM248 164V166H247V164ZM264 163V161L262 162V164ZM57 164V165H56ZM63 164V165H62ZM113 164V162L111 163V165ZM251 164V165H250ZM253 164V165H252ZM184 165V166H183ZM219 165H220V168H219ZM236 165V166H235ZM112 166H114V164L112 165ZM111 166V167H112ZM130 166H131V168H130ZM132 166H134V167H132ZM136 166V167H135ZM161 166V167H160ZM182 166V167H181ZM225 166V167H224ZM30 167H31V165H30ZM57 167H59V168H57ZM89 168L91 167V166H88ZM88 167H85V176H84V181L82 180H80V177L79 176H77L78 174H75L76 173V171L75 170H73V169H71L70 171H72V173H74V171H75V173H74V176H77V177H75L76 178V181H78V183H80V184H84L85 183V181L86 182H88V180H90L91 179V177H92V174H91V172H90V170H89V168ZM125 167V168H124ZM144 167V168H143ZM149 167V168H148ZM163 167H164V169H163ZM181 167V168H180ZM234 167V168H233ZM236 167H238V168H236ZM247 167H249V169L247 168ZM32 169H33V167H31ZM65 168V167H64ZM63 168V169H64ZM87 168V169H86ZM113 168V167H112ZM129 168V169H128ZM158 168V169H157ZM167 168V169H166ZM219 168V169H218ZM236 168V169H235ZM252 168H254L255 170L253 171V169ZM53 169V171L54 172H57V171H55ZM120 169H122V171L120 170ZM127 169H128V171H127ZM152 169V170H151ZM181 169V170H180ZM185 169V170H184ZM226 169V170H225ZM237 169H238V171H237ZM252 169V170H251ZM62 168L60 169V172L61 173H58L57 172V174H59L60 176L62 175V172L65 170H62ZM121 172H120V171ZM124 170V171H123ZM151 170V171H150ZM184 170V174L181 172V171H183ZM237 171V173H236V171ZM250 170V171H249ZM89 171V172H88ZM107 171V170H106ZM145 171V172H144ZM153 171V172H152ZM159 171V172H158ZM234 171V172H233ZM240 171V172H239ZM258 171V172H257ZM260 171V172H259ZM151 172H152V175H151ZM155 172H156V174H155ZM226 172V173H225ZM129 173V176L127 175ZM135 173V174H134ZM242 173V177H241V174ZM246 173V174H245ZM258 173V174H257ZM260 173V174H259ZM101 174V173H100ZM116 174V175H117ZM127 176H126V175ZM186 178V179H184V178H182L183 176ZM261 174H263V175H261ZM158 175V176H157ZM238 175V176H237ZM243 175H245V176H243ZM251 177H250V176ZM261 175V176H260ZM154 178H153V177ZM157 176V177H156ZM239 176H240V178H239ZM258 178H257V177ZM116 177V176H115ZM115 177H113V180L112 181H114L115 180ZM130 177V178H129ZM249 177L250 178H252L253 177V179H251L252 181H253V183L256 185V186H258L259 188H260V190H259V188H255L254 186H252V188L253 189H251V190H254V192H252V191H250L249 190V192H248V190H247V193H246V189L248 188V185L247 184H249V182H251L252 183V181H249ZM254 177H255V179H254ZM46 178H48V175H47V177ZM135 178V179H134ZM244 178H248V180H246V179H244ZM263 178V179H262ZM78 179V180H77ZM119 180V178H116V181H115V183H118L117 181ZM127 179H129V180H127ZM131 179H132V182H131ZM239 179V180H238ZM241 179H243V180H246V181H243V180H241ZM256 179H257V182H258V184L260 185H258L257 184V182H256ZM260 179H261V181H260ZM122 180H121V182H122ZM151 180V182H149ZM182 180H185V183H184V181H182ZM126 181V182H125ZM242 181V182H241ZM260 181V182H259ZM238 182H240V183H238ZM124 183H123V185H124ZM247 183V184H246ZM252 183V184H253ZM152 184V185H151ZM183 184H185L186 185V187H185V185H183ZM237 184V185H236ZM244 187L245 185V187L244 188H246V189H243V187L241 186V185ZM244 184V185H243ZM85 185V184H84ZM138 185V186H137ZM140 185V186H139ZM143 185V186H142ZM237 186V189H236V186ZM131 186H133V187H131ZM240 188H239V187ZM129 187H131V188H129ZM155 187V188H154ZM156 187H157V189H159V190H157L156 189ZM185 187V188H184ZM129 188V189H128ZM136 188H138V189H136ZM147 188V189H146ZM153 188H154V190H153ZM137 190V192H136V190ZM151 189H152V192H150V193H148L149 191H151ZM184 189V190H183ZM240 189V190H239ZM256 189H258V190H256ZM138 190H139V192H138ZM143 190V191H142ZM142 191V192H141ZM242 191V192H241ZM243 191H245V192H243ZM258 191V192H257ZM262 191V192H261ZM144 192V193H143ZM160 194H159V193ZM238 192H240V194L238 193ZM257 192V193H256ZM141 193H142V195H141ZM246 193V194H245ZM262 193V194H261ZM132 194H133V197H132ZM137 194V195H136ZM154 194L155 195H157L158 196V198H157V196H154ZM245 194V195H244ZM260 194V195H259ZM131 195V196H130ZM135 195V196H134ZM160 195V196H159ZM164 195V196H163ZM167 195H168V197H167ZM257 195V196H256ZM84 196H87V195H85L84 194ZM154 196V197H153ZM238 198H237V197ZM263 196V198H260V197H262ZM130 197L132 198V200L130 199ZM141 197V198H140ZM160 197V198H159ZM249 197V196H248ZM259 197V198H258ZM154 198V199H153ZM157 198V199H156ZM246 198H247V200H246ZM134 199H136L135 200V202L133 201ZM140 201H139V200ZM237 199V200H236ZM163 201V203H162V201ZM131 201H132V203L134 204H131ZM138 201V202H137ZM154 201V202H153ZM157 201V202H156ZM166 201H167V203H166ZM245 201V202H244ZM237 202V203H236ZM136 203V204H135ZM145 203V204H144ZM156 203H158V204H156ZM160 203V204H159ZM161 203H162V205H161ZM243 203V204H242ZM148 204H150V205H148ZM166 206H165V205ZM246 204V205H245ZM138 205V206H137ZM140 205V206H139ZM154 205V206H153ZM171 205V206H170ZM198 207H197V206ZM254 205V206H253ZM142 206H144V207H142ZM149 207V208H147V207ZM157 206V207H156ZM159 206L161 207V208H159ZM166 208H165V207ZM170 206V207H169ZM196 206V207H195ZM238 206V207H237ZM245 206V207H244ZM249 206V207H248ZM253 206V207H252ZM263 206V205H262ZM146 207V208H145ZM153 207V208H152ZM240 207V208H239ZM247 207V208H246ZM257 207V208H256ZM137 208L139 209V210H137ZM145 208V210H147V211H145V210H141V209H144ZM163 208V209H162ZM169 210H168V209ZM255 210H254V209ZM263 208H264V206H263ZM150 209V210H149ZM155 209V210H154ZM161 209V210H160ZM244 209H246V210H244ZM141 210V211H140ZM151 210H153L152 212H151ZM167 210V211H166ZM239 210V211H238ZM250 210V211H249ZM142 211L144 212L145 211V213L147 212L148 214H149V216L150 215H152V216H150L152 219H153V221H155V222H153V221H151L149 218V216H145L144 214L145 213H143L142 214ZM156 211V212H155ZM158 211H160L159 212V214H157L158 213ZM163 211V212H162ZM238 211V212H237ZM242 211V212H241ZM175 212V213H174ZM177 212V213H176ZM240 212V213H239ZM248 212V213H247ZM249 212H250V214H249ZM137 213V214H138ZM141 213V214H140ZM161 213H162V215H161ZM178 213H179V215H178ZM237 213V214H236ZM240 215H239V214ZM246 213V214H245ZM258 213V214H257ZM157 214V215H156ZM167 214V215H166ZM242 214V215H241ZM255 214V215H254ZM263 214V215H262ZM170 215V216H169ZM172 215H173V217H172ZM238 215V216H237ZM247 215V216H246ZM157 216V217H156ZM160 216V217H159ZM177 216L178 217H180V219L179 218H177ZM241 216V217H240ZM252 216V217H251ZM256 216V217H255ZM138 217H137V220H138ZM140 217V218H141ZM147 217V220H149V224L151 225H149L148 224V221L147 220H145V218ZM159 217V218H158ZM175 217V219H173ZM245 219H244V218ZM247 217H248V219H247ZM250 217V218H249ZM260 217V218H259ZM165 218H166V220H165ZM168 218V219H167ZM240 218V219H239ZM255 218H257V219H255ZM156 219V220H155ZM159 219H160V221H159ZM236 219V220H235ZM239 219V220H238ZM251 219V220H250ZM253 219V220H252ZM164 220V221H163ZM180 220V221H179ZM184 222H183V221ZM246 221V222H248V223H246V222H244V221ZM146 223H145V222ZM158 221V222H157ZM182 221V222H181ZM243 221V222H242ZM256 221V222H255ZM261 221V222H260ZM138 222V223H137ZM152 222H153V224L155 225V226H157L158 225V228H154L153 229V225H152ZM157 222V223H156ZM165 222V223H164ZM168 222V223H167ZM171 222V225L169 224ZM180 222V223H179ZM220 222H222L221 224H224L223 226H224V228H223V226H222V229H219V227L221 226V224L219 225V223ZM235 222V223H234ZM252 222V223H251ZM122 223V224H123ZM130 224L131 226H132V228H137V226L138 227H140V229L138 228L137 229V231L139 232H141L140 234L138 233V232H136V231H134V234H133V230L132 229H128V230H130V232H127V228H131L130 226H126V224ZM177 223V224H176ZM225 223H227V224H225ZM229 223H231V224H229ZM240 223V224H239ZM247 224V225H250V227L252 226L253 227V229H252V227H251V229L247 226V225H244V224ZM121 224V225H122ZM127 224V225H128ZM146 224H148V225H146ZM182 224V225H181ZM233 224V225H232ZM235 224H236V226H235ZM252 224V225H251ZM255 224V225H254ZM263 226H261V225ZM135 225V226H134ZM143 226V227H145V230L143 229V228H141V226ZM145 225V226H144ZM218 225H219V227H218ZM230 225V226H229ZM238 225H241L242 226V228L240 227V226H238ZM134 226V227H133ZM162 226V227H161ZM169 226V227H168ZM233 226V227H232ZM249 228H247V227ZM254 226L256 227V226H258V227H261V229L260 228H254ZM127 227V228H126ZM151 227V228H150ZM163 230V231H161L160 230V228ZM169 229H168V228ZM228 227V229H225V228H227ZM147 228V229H146ZM150 228V229H149ZM221 228V227H220ZM233 229V231H232V229ZM237 228V229H236ZM238 228H241L242 230H240V229H238ZM247 228V229H246ZM142 229H143V231H142ZM153 229V230H152ZM158 231H157V230ZM166 229H167V231H166ZM170 229H171V231H170ZM235 229V230H234ZM134 230H136V229H134ZM152 230V231H151ZM222 232H221V231ZM228 232H227V231ZM251 230V231H250ZM260 230H261V232H260ZM238 231V232H237ZM248 231H250L251 233H248ZM253 231V232H252ZM146 232V233H145ZM160 232H162V233H160ZM164 232H165V234H164ZM169 232V233H168ZM223 232H227L226 233V235H225V233H223ZM235 232H234V235H235ZM243 232V233H244ZM154 233V234H153ZM168 233V234H167ZM221 233H223L225 236H227L228 238L226 239V238H224L223 237V234L221 235ZM242 233V234H243ZM257 233V234H256ZM128 234H130V235H128ZM136 234V235H135ZM148 234H150V235H148ZM152 234V235H151ZM161 234H164V235H161ZM242 234H240V236L242 235ZM247 234H248V236H247ZM263 234V235H262ZM131 235H133V237L131 236ZM145 235H146V237H145ZM148 235V236H147ZM154 235H156L155 237H159V239L158 240H156V238L154 239ZM245 235V234H244ZM250 235V236H249ZM256 235H257V238H256ZM260 235V236H259ZM143 236V237H142ZM153 238H152V237ZM166 236V237H165ZM170 236V237H169ZM173 236H174V238H173ZM176 236V237H175ZM201 236H203V237H201ZM224 238H222V237ZM233 236V235H232ZM236 236V235H235ZM240 236H238L237 238H239ZM252 236V237H253ZM137 237V238H136ZM145 237V238H144ZM150 237V238H149ZM164 239H163V238ZM169 239H168V238ZM172 237V238H171ZM198 238V239H200V241H202L201 243L203 244V245H200V243H197V245H196V242L198 241V240H196V238ZM202 238V240H201V238ZM216 237H219L218 239L216 238ZM220 237H221V241L219 240L220 239ZM241 237H243L244 238V236H241ZM239 238V239H241V241L242 242H244L245 243V239H242V238ZM260 237H261V239H260ZM129 238V239H128ZM133 238V239H132ZM143 240H145V241H142V239ZM163 240H162V239ZM231 238V237H230ZM259 238V239H258ZM153 239V240H152ZM215 239H217V241H220L219 243L215 240ZM238 239V240H239ZM253 239L252 238H250L248 241H246L247 243L250 241V240H252L253 241ZM135 240V241H134ZM160 240H162L164 243L165 242H168V246H166L167 248H165V245H163L162 243L163 242H160L161 244H159V242L157 243V241H160ZM171 240V241H170ZM196 240V241H195ZM203 240H204V242H203ZM245 240V241H244ZM263 240V241H262ZM156 241V242H155ZM170 241V242H169ZM178 241V242H177ZM195 241V246L194 247H192L193 246V242ZM215 241V242H214ZM222 241L225 243H222ZM240 241V240H239ZM252 241H250V242H252ZM253 241V242H254ZM150 242H151V244H150ZM155 242V243H154ZM171 242H173V243H171ZM199 242V241H198ZM208 242H209V244H208ZM216 242H217V244H216ZM137 243V245L135 246V244ZM140 243V244H139ZM152 243H153V245H152ZM157 243V244H156ZM232 243H234V242H232ZM231 243V244H232ZM150 244V245H149ZM175 244V245H174ZM224 244V245H223ZM230 244V243H229ZM236 243H234V244H232L233 246H235L234 248H237L238 246H237V244L235 245ZM243 244V243H242ZM138 245H141V246H138ZM145 245V246H144ZM154 245H157V246H154ZM164 247V248H162V246ZM171 245V246H170ZM173 245V246H172ZM223 245V246H222ZM228 245V244H227ZM232 245H230L231 247V249L233 248L232 247ZM203 246V247H202ZM223 247V251L221 250V247ZM237 246V247H236ZM254 246H255V244H254ZM135 247H136V249H135ZM144 247V248H143ZM172 247V248H171ZM202 247V249H200ZM139 248H141V249H139ZM150 248V249H149ZM155 248V249H154ZM178 248V249H177ZM194 248V249H193ZM195 248H196V250H195ZM209 248H207L206 250H208V251H210L209 250ZM227 248V247H226ZM144 249V250H143ZM166 249H168V250H166ZM190 249H193L194 251H191V253H190ZM198 249V250H197ZM159 250V251H158ZM165 252H164V251ZM182 252H181V251ZM118 252H116V253H119V255H117L119 258H122V252L120 253V251L119 250H117ZM143 251V252H142ZM155 251H156V253H155ZM160 252V253H158V252ZM178 251V252H177ZM185 251V252H184ZM187 251V252H186ZM211 251H213V250H211ZM216 251L214 252H207V253H210L209 255H208V258H210V259H208L210 262L208 263L207 262V259L205 258L204 260H203V262L201 261L200 263H198V264H202V263H204V262H207L208 264H214L213 262H212V255H214V254H217V256H219L220 255V253H216ZM232 251H233V253L237 256V255H240V253H238V252H235L234 251V249H232ZM240 252H241V250H239ZM260 251L258 250V252L260 253ZM138 252V253H137ZM145 252V253H144ZM189 252V253H188ZM229 252H231V250L229 251ZM142 253V254H141ZM153 253V254H152ZM161 253H162V255H161ZM168 253V254H167ZM173 253H174V255H176L175 257H174V255H173ZM176 253V254H175ZM177 253H179V256H177L178 254ZM182 253H183V255H182ZM212 253H214V254H212ZM238 253V254H237ZM260 253V254H261ZM145 254V255H144ZM147 254H149L150 256H148L147 257ZM156 254V255H155ZM160 254V255H159ZM164 254V255H163ZM184 254H185V256H187V258H185L186 260H184ZM187 254V255H186ZM219 254V255H218ZM233 254V255H234ZM154 255V256H153ZM166 255V256H165ZM171 257V258H167V257H169V256ZM173 256V258H172V256ZM180 255H182V256H180ZM195 256L194 257H197L196 256V253L194 254ZM211 255V256H210ZM234 255V257H236ZM210 256V257H209ZM227 256V260H229L228 258V255H225L224 257H222V258H225ZM261 256L262 257H264L263 256V254H261ZM124 257V256H123ZM142 257V258H141ZM152 257H153V259H152ZM162 257V258H161ZM178 258V260H175V258ZM198 257H197V259L196 258H193L194 260V262L192 263V264H196L197 262V260H198ZM207 257V256H206ZM239 258L241 257V256H238ZM261 257V258H262ZM151 258V259H150ZM165 258V259H164ZM182 258V259H181ZM156 260V262H155V260ZM168 259H169V261H168ZM196 259V260H195ZM226 259V258H225ZM224 259V260H225ZM242 258H240V261L242 262V260H241ZM160 260V261H159ZM175 260V261H174ZM180 260V261H179ZM182 260V261H181ZM221 260H223V259H221ZM245 260V259H244ZM244 260H243V262H242V264L244 263ZM262 260H263V258H262ZM143 261V262H142ZM157 261H159V262H157ZM166 263H165V262ZM171 261H173V262H171ZM171 262V263H170ZM177 262V263H176ZM228 261H225V263H227ZM206 263V264H207ZM189 264H191V262H189ZM227 264H229V263H227ZM231 264V263H230ZM261 264H264L263 263V261L261 262Z\"/></svg>","mask_w":264,"mask_h":264},{"label":"bare ground","instance_id":"6f19581e","mask_svg":"<svg viewBox=\"0 0 264 264\" xmlns=\"http://www.w3.org/2000/svg\"><path fill=\"white\" fill-rule=\"evenodd\" d=\"M69 1V0H68ZM67 1V2H68ZM135 1V4H133L134 2H133V0H132V4L134 5V6H131V9H130V5H129V3H128V0H73V14H69L67 11V14L65 15V13H64V15L66 16V17H64V20H63V18H61L65 23V26H66V28L64 29V30H62L63 31V35H65V36H63V37H66L67 39H66V48H65V50H67V52H68V49H70V47H73V52H75V53H73V54H71V55H69L70 57H72V59H73V65H74V67L75 66H77L76 68H78L79 70H77V72L75 71V73H77V75L73 72V75L74 76H76V79L75 80H77L74 84L75 85H77L76 83L78 82V85H79V87H77V88H79L78 90L81 92V90H80V88L82 89V91H86V94H88L89 93V91H92L93 93H94V96L92 95V93L90 94V99H94V100H96V98H100V96H99V94L100 93H96V91L98 92L99 90H100V88H103L104 87V85H105V87H106V83L105 84H103L102 85V87H100L99 88V85H100V83H98L99 82V80H101L100 78H106V80H103L104 82L106 81V82H109L110 83V85L108 84V86L109 87H107V88H105L106 90H108L109 91V93H111L112 95H110V97L108 96L109 94H108V92L106 93V94H104L103 96H105V95H107L109 98H112V99H109V98H107V101L106 102H102L103 104H102V106L103 107H105V109L103 108V110H105L104 111V113L102 112V106L101 105H98V106H101L100 108L101 109H99V110H101L100 112H102V116H100V113H99V111H98V113H96L95 112V110L97 109V108H99L98 106H97V104L98 103H100L99 101L101 100V99H97L98 100V102H97V104H95L96 106H97V108H95L96 106L93 104V106H92V104H90V106H87V108H89L90 107V110H91V108L93 109V111H89L90 113H88V112H86L85 114L87 115V117H84V110H85V108H86V106H84V104H86V103H84V101H85V99L86 98H84V101H83V103L80 101L81 99L83 100V97H84V94L81 96V98H78V99H80V100H78L77 99V97H78V95L77 96H74L78 101H80V104L82 103L83 105H81V106H79L80 107V109L77 111L76 109L74 110V111H76V114L75 115H73V122L72 123H74V124H76V127L75 126H73V132L76 134V135H73V143H74V145L71 143V142H69V141H66V142H68V144H72L73 145V148L71 147V145H70V147L72 148V153L74 154V152H77V154H75V155H73L72 157H73V159L72 158H65V161L66 162H68L67 164H69V165H66L65 163L66 162H62L63 164H65V166H61V168H62V170H64L63 172H62V175L60 176L59 174H57V172L58 173H61L60 172V169L61 168H59V167H57V168H59V170L57 171V169H54L55 171H57V172H54L53 171V169H52V166H51V164H49V161L51 160V158H52V155L50 154L49 155V152H51L52 151V149H48V148H50V147H52V146H54V145H50L49 147H48V145L50 144V142L52 141L53 142V140H52V138H51V140H48V138L46 137V135L48 134V131L47 132H45V129H44V125H43V127H42V124H43V121L46 119H48L49 118V116L48 115H46L45 114V110H41V112H40V117L38 116V118H34L35 120H33L31 117H33L32 116V112H31V109L33 108V109H35V110H38V107H34L35 105H33L34 104V101H36V99H34V101H33V103H31L32 101L30 100L32 97H33V95H32V93H30L31 92V90H30V92L27 90V88H26V84H24V85H26L25 87H23L24 85L23 84H21V88H19L20 86H19V83H22V82H17L18 80H17V78L18 77H21V74L23 75V73H22V70L19 72V73H17L18 72V70L16 71V73H14V74H10V72H9V68H7L9 65L7 64L6 65V63H5V61L3 62V61H1L0 60V73H2V76L1 77H3V78H5V80L7 81H3L2 79L0 80V83L2 82V83H4L6 86L7 85H10V87H16L17 85V83H18V88H14V91L16 92V94H18V95H15V96H18V98L16 97V98H14V97H12V98H14V99H12L11 97H10V95L8 94V93H10V92H8V90H10V89H6V91L8 92L7 94L9 95V97L7 98V100H5L4 101V99L3 100H1V102H0V120H1V124L0 125H2L3 126V128H4V130H3V128H2V126H0L1 127V129L3 130H0L1 132L0 133H4L5 131V133L3 134V137L5 136V138H7V142H6V139L5 138H3L2 137V135L0 136V138L2 137L3 139H5V141L3 140V141H1L0 140V264H142L141 263V261H140V259H139V257H138V255H136L135 254V250L132 248V247H134V246H132L131 247V244L127 241V239H126V236L125 235H127V234H124V232L123 231H125V230H123L124 228H122L123 227V225H124V223L126 222V221H128L129 220V222H130V224H132V222L131 221H142V220H144V218L142 219V215L140 216V217H138L137 215H139V213L138 212H135L136 211V209H134V208H136V207H134V206H136V205H134L133 203L135 202V200L136 199H134L133 201V203H132V201H131V204H133L134 206H131V205H129V199H128V197H129V195H128V193H132V192H129L130 190H127V188H126V186H129V185H127L126 183H128V182H126V183H124L123 182V180L122 179H124V178H122V175L125 173H123V174H117L116 173V170L117 169H119L120 168V163L119 164H117L115 161H113L112 160V162H113V164H114V166H112L111 165V163L112 162H109V161H111V160H109L108 161V156H113L112 155V153H114V158L113 159H118L119 158V152L120 151H117V149H116V153H115V149L113 150V147H114V145L115 144H117L116 142H115V140H116V138H117V132H119L120 131V129L122 128L123 129V127H120L121 125H120V123H119V125H117L115 122H119L120 120H115V122H113L112 120H111V116L110 115H113V114H111V109H110V107H112L114 110H115V108H117L118 109V111H123L122 109H123V104L121 103V96H123V95H121V93H119V88H117V86L119 85L118 83H119V81L122 79V77H123V75L124 76H126V74H127V80H124L125 78H123L122 80H124L123 82H125V83H122V84H125V85H127V84H129L130 82H128L129 80H132L131 78H129V76L131 75V74H135V76L137 75L136 73L138 72H136V73H134V69H137L138 67H140V66H138L137 68H136V66H134L133 64H132V62H131V54H134V52H135V48H134V46H136L137 45V43L134 45V44H130L131 43V41L129 40L130 38V35H132V34H130V32L132 31L131 30V28H132V24H131V18H134V19H132V20H134V21H132V23L134 22H137L138 24H140V25H142L141 27L143 28H140V25L138 26L140 29H142L143 30V35H145V43H146V45H145V47H143L144 49V51H145V53H146V56L144 55L145 53H144V51L142 50V52L144 53L143 55L145 56V58H144V60H147V64H148V69H145V67H144V69H145V71H147V70H149L150 68L151 69H153L154 68V70L156 71V72H158V70L159 69H157V68H160V69H162V71L161 70H159V72H158V76H161V78H163L164 76H165V74L163 75H160L159 73L160 72H162L163 73V68H165L166 70L168 69L169 71H170V73L169 74H171V76H175L174 78H175V80L177 79V82L176 83H179L178 81H180V79H181V77L183 76V73H184V75L186 74L188 77L191 75L192 77L193 76H195V75H192V71L196 68V69H199V70H201L200 68H201V65L199 64V63H197V60H196V65L198 64V65H200V66H196L195 64H191L192 62H189L191 65H189L188 64V62H185V60H183L186 64H184V62L182 61V59H184L185 57H187L188 55H187V53H184L185 51H186V48L188 49V54H193V52L195 51V50H197V52L198 51H201L202 52V50H200V49H197L198 47L196 46V44H197V42L199 43V41L198 40H196V39H194L195 41H197V42H195L194 41V43H195V46H194V44H193V46L194 47H196V49H194V51L193 52H190V50L192 49L191 48V46H192V44H189L190 46H188V45H186L184 48L181 46L180 48H183V50H185L184 52L182 51V50H180V49H178L177 47H179V46H175V45H179L178 43L177 44H174V43H176V41L178 42V39H179V42L180 41H182L183 40V42H184V40L187 42H189L190 43V41L189 40H187L186 38L185 39H181L180 40V37L181 36H178V37H176L175 36V39L176 38H178L177 40H175L174 39V37H173V35H171V31L170 30H172L173 31V26L179 21H177L176 22V20L174 21V19H175V15H178V16H180V17H178L179 19H180V21H181V24L183 25L184 24V27L186 26L185 25V23H187V21H189L190 20V22H191V19H190V16L192 17H194V15H197V14H195V13H192L191 11V13L193 14H191V13H189L190 14V16L188 17L187 15V13H185V12H187V10L186 9H188V8H191V7H188V5H189V2L191 1H189V0H134ZM205 1V0H204ZM203 1V2H204ZM207 1V0H206ZM209 1V0H208ZM211 1V0H210ZM222 1V0H221ZM225 2H223V3H225V5H226V3H227V5H228V3H229V1L230 0H224ZM232 1V0H231ZM235 0H233L232 1V3L234 2ZM248 2H252V3H250V4H252L253 5V1L254 0H247ZM257 1V0H256ZM256 1H254L255 3H256ZM260 1V0H259ZM259 1H257V2H259ZM70 2V1H69ZM69 2H68V4H69ZM72 2V1H71ZM185 2H188V3H186V6H185ZM191 2H195V3H199V4H201L202 3V1L201 0H193V1H191ZM214 2H215V0H214ZM216 2H217V0H216ZM243 2H244V0H243ZM242 1H241V4L243 3ZM195 3H193V5H196ZM208 2H206V4H207ZM211 3V2H210ZM209 3V4H210ZM231 3V5L233 6V11H235V6L233 5V4H235L236 5V3L238 4V5H236V7L238 6H241V5H239V0L238 1H236V2H234L233 4ZM255 3H254V5H255ZM261 3V2H260ZM95 4H96V6H95ZM191 4V3H190ZM199 4H197V6H203V7H206L205 5L206 4H201V5H199ZM211 4H213V3H211ZM210 4V5H211ZM215 4V3H214ZM213 4V6L215 7L216 5H214ZM222 4V3H221ZM230 4V3H229ZM220 5V4H219ZM227 5H226V8H228L229 7V5H228V7H227ZM249 5V4H248ZM261 5V4H260ZM96 8H95V7ZM196 6V7H197ZM223 6H224V4H223ZM245 7V3H243L242 4V6H241V8L242 7ZM256 6V5H255ZM258 6V5H257ZM256 6V7H257ZM188 7V8H187ZM217 7V6H216ZM237 7V8H238ZM243 7V9H242V12L239 10V12H241V13H243V11L244 12H246L245 13V15L246 14H248L247 12H248V10L247 9H249L250 10V7H251V9H252V6H247V3H246V7L247 8H244ZM254 7V6H253ZM93 8H95V11H93ZM195 8V7H194ZM211 8V7H210ZM221 8V7H220ZM223 8V7H222ZM221 8V9H222ZM230 8V7H229ZM262 8H264L263 6H262ZM262 8H260V9H262ZM192 9H193V7H192ZM199 9V8H198ZM197 9V10H198ZM203 9V8H202ZM207 9V7L205 8V10ZM224 9V8H223ZM239 9V8H238ZM244 9H246L247 11H245ZM254 9H256V8H254ZM260 9L259 10H257V13H259L260 12ZM189 10V9H188ZM194 10V9H193ZM216 10V12H217V9H215ZM225 10V9H224ZM228 10V9H227ZM231 11H232V7H231V9H230ZM253 10V9H252ZM252 10H251V13H253L252 12ZM256 10H255V12H256ZM201 11V10H200ZM203 11H204V9H203ZM218 11H220V12H218V13H216V12H213L214 14L216 13V15L218 14V16L220 17H222V10H219L218 9ZM231 11H229V12H231ZM233 11H232V13H233ZM259 11V12H258ZM264 11V10H263ZM194 12H196L197 13V11H194ZM224 12H228V11H224ZM228 12V13H229ZM239 12L237 11V13H238V15H240L241 16V14H239ZM206 13H208V11L206 12ZM237 13H235V14H237ZM251 13H249V14H251ZM221 14V15H220ZM230 15H231V13H229ZM234 13L230 16V15H227V16H230L231 17V21H228L227 20V18L225 17L224 18V20L223 19H221L223 22L225 21V23L228 21V23L229 22H233L232 23V26H234V28H231L232 29V34H233V32H234V30H236V34H234V36L235 37H237L236 39H238L239 40V42H238V40H237V43L238 44H240V42H241V44L245 47V48H247V44L249 43V45H251L250 44V42L252 41H250V40H248V42H247V40H244V38L248 35L247 33L249 32V33H251L250 31H251V29L250 28H252V23H251V26H250V28L249 27H247V26H249L248 24H247V26H246V23H248V21L249 20H247V22L245 23V20L247 19V18H250V17H246V18H244L243 16H241V17H243V19L242 18H239L238 17V15L236 16ZM248 14V15H249ZM247 15V16H248ZM252 15V14H251ZM250 15V16H251ZM254 15H255V13H254ZM259 15H260V13H259ZM263 15V14H262ZM61 16V15H60ZM133 16H135V17H133ZM199 16V15H198ZM203 16V15H202ZM215 16V15H214ZM224 16V15H223ZM217 17V16H216ZM219 17H217V18H219ZM251 17H253V16H251ZM264 17V16H263ZM262 17V18H263ZM189 18V20H187ZM195 18V17H194ZM199 18H201V16L199 17ZM204 18V17H203ZM209 18V17H208ZM256 18H257V16H256ZM255 18V20H257ZM261 18V17H260ZM261 18V19H262ZM227 21H226V20ZM238 19L239 20H241L242 21V23L244 22L245 23V25H243L242 23V25L240 24V23H237L238 22ZM245 19V20H244ZM253 19V18H252ZM193 20H195V19H192V21ZM206 20V19H205ZM209 20V19H208ZM213 20V19H212ZM254 20V19H253ZM264 20V19H263ZM174 21V22H173ZM180 21L178 22V23H180ZM197 21V20H196ZM203 21V20H202ZM210 21V20H209ZM214 21V20H213ZM240 21V22H241ZM258 21V20H257ZM261 21V20H260ZM101 22H106L107 23V28H105V30L104 29H100V28H102V25L103 24H101ZM189 22V23H190ZM199 22V21H198ZM222 22V23H223ZM251 22H252V20H251ZM62 23V22H61ZM133 23V24H134ZM188 23V24H189ZM201 23V22H200ZM199 23V25H201ZM207 23V22H206ZM253 23H254V21H253ZM259 23V22H258ZM100 24H101V27H100ZM105 24V23H104ZM188 24H187V26L186 27H188ZM190 24H192V23H190ZM189 24V26H191ZM195 24V26L197 25L196 24V22L194 23ZM220 24V23H219ZM234 24V25H233ZM249 24H250V22H249ZM255 24H257L256 22H255ZM261 24V23H260ZM259 24V25H260ZM178 25V24H177ZM210 25V24H209ZM212 25V24H211ZM224 25V24H223ZM226 25V24H225ZM231 25V24H230ZM240 25H241V27H243V29L240 27ZM259 25H257V26H259ZM134 26V25H133ZM198 26V25H197ZM231 26V27H232ZM247 27V29H250L249 31L247 30V33H246V29H245V27ZM261 26V25H260ZM137 27V26H136ZM170 27L172 28V29H170ZM175 27V26H174ZM177 27V30H178V27H180V25L179 26H176ZM181 27H183V26H181ZM180 27V31H179V33H178V31L176 32V33H178L179 35H181V33H182V31L184 30H186V28H184L183 27V30H182V28ZM199 27V26H198ZM202 27V26H201ZM214 27V26H213ZM220 27V26H219ZM226 27H229V26H226ZM138 28V29H139ZM206 28H208V27H206ZM218 28V27H217ZM216 28V29H217ZM223 28V27H222ZM230 28V27H229ZM43 29V28H42ZM136 29V28H135ZM137 29V30H138ZM174 29H176V28H174ZM188 29V28H187ZM192 29H194V28H192V27H190L187 31H189V33H191L193 30ZM196 29H199V28H196ZM196 29H194V30H196ZM203 29V28H202ZM242 29V30H241ZM245 29V30H244ZM23 30V29H22ZM45 30V29H44ZM102 30V31H101ZM161 30H162V32H161ZM168 30L170 31V32H168ZM190 30H192L191 32H190ZM219 30V29H218ZM222 30V29H221ZM245 31V32H241V31ZM262 30H263V28H262ZM261 30V31H262ZM99 31H101V32H99ZM135 31V30H134ZM134 31H132V32H134ZM175 31V30H174ZM183 31V32H184ZM185 32V36L187 35L188 36V32ZM201 31V30H200ZM212 31V30H211ZM220 31V30H219ZM255 30L253 29V32H254ZM44 32V31H43ZM46 32V31H45ZM181 32V33H180ZM194 32H196V31H194ZM194 32H192L191 34H193V35H195L194 34ZM198 32V31H197ZM205 32V31H204ZM213 32V31H212ZM224 32H227L226 30L224 31ZM137 33V32H136ZM141 33V32H140ZM140 33H138L139 35H140ZM164 33V35L165 34H169V35H171L170 37H171V39L173 38V40H175V42H173V40L171 41L170 40V37H169V39L168 40H170V45H166L167 46V50H166V46H164L165 45V42H162L163 40L165 41V39H163L161 36H163V35H161V34H163ZM174 33V32H173ZM206 33V32H205ZM204 33V34H205ZM222 33V32H221ZM264 33V32H263ZM130 34V35H129ZM190 34V35H191ZM203 34V33H202ZM208 34V33H207ZM216 34H218V33H216ZM226 34V33H225ZM245 34H246V36H245ZM46 35V34H45ZM48 35V34H47ZM133 35H135V34H133ZM133 35H132V37H133ZM137 35V34H136ZM142 35V34H141ZM142 35V36H143ZM167 35H165V36H167ZM175 35V34H174ZM177 35V34H176ZM197 35V34H196ZM201 35V34H200ZM223 35H224V33H223ZM227 36H228V34H226ZM225 35V36H226ZM230 35V34H229ZM245 37H244V36ZM102 36V37H101ZM142 36H140V37H142ZM165 36H164V38H165ZM182 36H184V34H182ZM186 36V37H187ZM203 35H201L200 37H202ZM208 36V35H207ZM210 36V35H209ZM211 36H213V35H211ZM218 36V35H217ZM225 36H221V38L223 37V41H227L228 40V38H227V40H226V38H225V40H224V37ZM233 36V37H234ZM253 36V35H252ZM263 36V35H262ZM44 37V36H43ZM42 37V38H43ZM189 37V38H188ZM187 38L188 39H190V36H188ZM195 37V36H194ZM199 37V36H198ZM206 37V36H205ZM204 37V38H205ZM216 37V36H215ZM62 38V37H61ZM163 40H162V39ZM166 38H168V37H166ZM192 38V37H191ZM195 38H197V37H195ZM207 38L208 37H206V40L205 41H210V40H207ZM217 38V37H216ZM247 38H250V37H247ZM246 38V39H247ZM260 38H262V37H260ZM41 39V38H40ZM63 39H65V38H63ZM199 39V38H198ZM201 39H203V38H201ZM201 39H200V41H201ZM218 39V38H217ZM256 39V38H255ZM263 39V38H262ZM15 40V39H14ZM43 40V39H42ZM47 40V39H46ZM142 40V39H141ZM168 40H166V41H168ZM215 40V39H214ZM230 40V39H229ZM229 40H228V42L227 43H231V42H229ZM45 41V40H44ZM133 41H134V39H133ZM132 41V42H133ZM136 41V40H135ZM135 41H134V43H135ZM204 41V42H205ZM221 41V40H220ZM233 41V40H232ZM245 41V42H244ZM250 41V42H249ZM256 41V40H255ZM254 41V42H255ZM259 40H257V42H258ZM260 41H261V39H260ZM47 42H49V41H47ZM46 42V43H47ZM142 42V41H141ZM140 42V44H142ZM186 42L184 43V44H186ZM203 42V43H204ZM211 42V41H210ZM214 42V41H213ZM246 42H247V44H246ZM262 43H263V41H261ZM25 43V42H24ZM164 43V44H163ZM166 43H168V42H166ZM201 43H202V41L200 42V44L199 45H201ZM225 44L226 42H221V45L223 46V44ZM227 43H226V46L225 47H228L227 46ZM260 43V42H259ZM261 43V44H262ZM23 44V43H22ZM144 44V43H143ZM207 44H208V42H207ZM210 44V43H209ZM216 44V43H215ZM219 44V43H218ZM228 44V45H229ZM232 44V43H231ZM234 44H235V42H234ZM234 44L233 45H231V46H234ZM252 44H253V41H252ZM255 44V43H254ZM24 45V44H23ZM47 45V44H46ZM65 45V44H64ZM134 45V46H133ZM150 45H151V47H152V49H153V53H155V55H160V56H158V57H161V56H163V55H161V54H164V56H165V59H164V61H165V66L164 67H162L161 66V64H164V63H159V62H164L163 61V58H162V60L160 61V59L156 56V58H158L157 60H154L153 59V57H154V54H152V57L150 56V54H149V47H150ZM198 45V46H199ZM203 45V44H202ZM202 45L201 46H199L200 48L202 47ZM206 45V44H205ZM214 45V44H213ZM220 45V46H221ZM248 45V46H249ZM22 46V45H21ZM28 46V45H27ZM35 46H37V45H35ZM48 46V45H47ZM192 46V47H193ZM204 46V45H203ZM236 46H237V44H236ZM252 46H254V45H251V47ZM257 45L255 44V47H253V48H257L256 47ZM260 46V45H259ZM262 46V45H261ZM260 46V47H261ZM264 46V45H263ZM19 47V46H18ZM208 47V50H209V46H207ZM214 47V46H213ZM219 47V46H218ZM229 47H230V45H229ZM228 47V48H229ZM235 47V46H234ZM239 47V46H238ZM238 47L236 48V49H238ZM244 47H242L243 48V50H242V54L243 53H245L246 54V56H245V54H243V55H240V56H242L243 58V60L245 61V63L246 62H248V64H252V62H250L249 63V60L251 59L250 57H249V54H252V58L254 59V58H256L255 56H253V55H255V52H252V53H249L248 54V52H250V51H248V52H243L244 51ZM250 47V46H249ZM250 47V48H251ZM42 47H40V49H41ZM215 48V47H214ZM213 48V49H214ZM221 48V47H220ZM225 51H226V48H224V46L222 47ZM227 48V49H228ZM233 48V47H232ZM232 48H230L229 50H227L228 52H229V54H231L230 53V51H232L231 49ZM240 48V47H239ZM249 48V50H251ZM16 49V48H15ZM20 49H21V51L20 50H18V53H21V52H23V50H22V48L20 47ZM38 49H39V47H38ZM72 49V48H71ZM104 49L106 50V51H104ZM141 48H139V50H140ZM203 49V48H202ZM218 49V48H217ZM235 49V48H234ZM248 49V48H247ZM49 50V49H48ZM137 50V49H136ZM151 50V49H150ZM182 51L184 54V56H182V55H180V54H182V53H180L179 54V51ZM205 50H207L206 48H205ZM207 50V51H208ZM222 50V49H221ZM239 50V49H238ZM256 50H258V49H256ZM259 50H260V48H259ZM258 50V51H259ZM15 51V50H14ZM16 51H17V49H16ZM20 51V52H19ZM40 51V50H39ZM38 51V52H39ZM46 51V50H45ZM45 51H43V52H45ZM223 51V50H222ZM225 51H223L224 52V54H225ZM235 51V50H234ZM234 51H233V53H234ZM237 51V50H236ZM235 51V52H236ZM245 51H246V49H245ZM253 51V50H252ZM13 52V51H12ZM43 52H41V53H43ZM47 52V51H46ZM67 52H65L64 51V53H65V55L64 56H66V54H67V56H68V54L69 53H67ZM70 52V51H69ZM141 52V51H140ZM197 52H195V54L197 53ZM204 52V51H203ZM210 54H209V53ZM208 52H206L205 51V53H208L207 55H209V56H207V55H205V56H207V57H211L212 56V52L213 51H208ZM216 52V51H215ZM238 52V51H237ZM236 52V54H238ZM6 53V52H5ZM11 53V52H10ZM15 53V52H14ZM18 53H16V54H18ZM27 53V52H26ZM26 53H22V55L24 56V54H26ZM71 53V52H70ZM136 53V52H135ZM150 53H152V51L150 52ZM198 53H200V52H198ZM221 53V52H220ZM257 53V52H256ZM259 53H262V52H259ZM258 53V54H259ZM3 54H4V52H3ZM34 54H36V52L34 53ZM189 55V57H191V60H193V61H195V59L193 58L192 59V57L195 55V54H193V55ZM201 54V53H200ZM204 54V53H203ZM214 54V53H213ZM228 54V53H227ZM229 54H228V56H229ZM240 54H241V51H240ZM248 54V55H247ZM2 55V54H1ZM0 55V57H1V59L2 58H4V56H5V54L3 55V56H1ZM11 55H12V53H11ZM105 56V58H104V56ZM136 55V54H135ZM134 55V56H135ZM198 55V54H197ZM217 55H219V54H217ZM216 55V56H217ZM223 55V54H222ZM226 55V54H225ZM232 55V54H231ZM239 55V54H238ZM237 55V56H238ZM261 55V54H260ZM259 55V56H260ZM37 56V55H36ZM35 56V57H36ZM41 56V55H40ZM106 56H107V58H106ZM138 56V55H137ZM200 56H202V54L200 55ZM199 56V57H200ZM204 56V57H205ZM213 56H215V54L213 55ZM233 56V55H232ZM234 56H236L235 55V53H234ZM236 56V57H237ZM240 56H239V59H241L240 58ZM248 56V57H247ZM257 56V55H256ZM264 56V55H263ZM262 56V59L264 58ZM6 57V56H5ZM7 57L9 58V56H8V54H7ZM11 57V56H10ZM13 57V56H12ZM11 57V58H12ZM19 57V56H18ZM180 57H181V59H180ZM182 57H184V58H182ZM199 57L197 56V58L199 59ZM206 57V60H208V58ZM221 57V56H220ZM246 57L247 58H250V59H247L248 61H246ZM21 59H23L22 57H20ZM69 58V57H68ZM100 58L102 59L103 58V60L105 59V62L103 63V61L100 63ZM155 58V59H156ZM196 58V59H197ZM201 58V57H200ZM203 58V57H202ZM212 58V57H211ZM216 58H219V57H216ZM215 58V59H216ZM233 58V57H232ZM10 59V58H9ZM13 59V58H12ZM17 59V58H16ZM72 59H70V60H72ZM188 59V58H187ZM187 59H186V61H187ZM190 59V58H189ZM228 59V58H227ZM231 58H230V56H229V60H230ZM236 59H238V58H236ZM253 59H251V60H253ZM260 59H261V57H260ZM260 59H259V61H260ZM2 60H4V59H2ZM8 60V59H7ZM63 60H66V58L65 59H63ZM135 60H136V58H135ZM141 60V59H140ZM143 60V59H142ZM202 60V62H200V63H204V67H205V60L203 61V59H201ZM200 60V61H201ZM232 60V59H231ZM230 60V61H231ZM250 60V61H251ZM14 61V60H13ZM13 61H11V62H13ZM15 61H17L18 62V60H15ZM21 61V60H20ZM24 61V60H23ZM99 61V62H98ZM154 61H156L158 64L156 65V62H154ZM188 61H190V60H188ZM199 61V60H198ZM213 61V60H212ZM218 61V60H217ZM220 61V60H219ZM228 61V60H227ZM228 61V63H230L231 64V62H232V65H233V67H237V66H235L234 65V61ZM238 61V60H237ZM254 61H256V59H254ZM262 61L264 62V60H261V64H262ZM1 62H3V63H1ZM7 62V61H6ZM10 62V63H11ZM17 62H15V63H17ZM68 62V61H67ZM72 62H71V66H72ZM90 62H94L95 64L96 63H99V64H102L103 63V65L105 66V69H101L100 67V69L102 70V73H101V70H99V79L97 80V76H98V73H97V75H96V73H95V70H93V68L95 67L96 68V65L94 66V67H92V70L93 71H91L90 72V70H89V66H90ZM139 62V61H138ZM145 62V61H144ZM143 62V63H144ZM206 62H208L206 65H209V63L211 62V59L209 58V60L208 61H206ZM214 62V61H213ZM213 62H211V63H213ZM224 62H226L225 60H224ZM236 62V61H235ZM238 62H240V61H238ZM8 63V62H7ZM66 63V62H65ZM68 63H70V61L68 62ZM133 63H135V61H133ZM222 63H223V61H222ZM255 63H257V62H255ZM12 64V63H11ZM20 64V63H19ZM63 64V63H62ZM76 64V65H75ZM128 64H132V66H134L133 68L131 67L130 68V66H128ZM138 64V63H137ZM136 64V65H137ZM140 64V63H139ZM145 64V63H144ZM160 64V65H159ZM187 64H188V66L190 67V69L193 67V65H195L193 68V70L191 71V70H188V66H187ZM213 64H215V62L213 63ZM219 64V63H218ZM217 64V65H218ZM225 64V63H224ZM236 65H238L237 63H235ZM240 64H241V62H240ZM244 64V63H243ZM23 65V64H22ZM67 64H65V66H66ZM126 65L128 66V68H130V70H132L131 72V74L128 76V73H126L125 71H127L126 70ZM159 65V66H158ZM184 65H186V67L184 66ZM17 66V65H16ZM67 66H69V65H67ZM70 66V67H71ZM99 66H101L102 67V65H99ZM142 66V65H141ZM156 66H158L157 68H156ZM212 66L213 65H211V67L209 68L208 66H206V68L208 67L209 69V71L206 69V68H204L203 67V69H205V70H207L206 72L208 73L207 75H209L210 74V72L212 71L211 70V68H212ZM215 66V65H214ZM219 66V65H218ZM221 66V65H220ZM227 66V65H226ZM244 66V65H243ZM249 66V65H248ZM251 66H254V65H251ZM255 66H257V65H255ZM261 66H263V65H261ZM22 67V66H21ZM64 67V66H63ZM97 67H98V65H97ZM186 68V73H185V69L183 70V68ZM188 67V68H187ZM198 67H200V68H198ZM216 67V66H215ZM224 67V66H223ZM222 67V68H223ZM246 67V66H245ZM258 67V66H257ZM259 67H260V65H259ZM11 68V67H10ZM23 68V67H22ZM44 69H45V67H43ZM65 68V67H64ZM102 68H104V67H102ZM157 70H156V69ZM230 68V67H229ZM247 68V67H246ZM251 68V67H250ZM24 69V68H23ZM66 69H67V67H66ZM75 69V68H74ZM73 69V70H74ZM143 69V68H142ZM150 69V70H151ZM181 69H182V72L183 73H181ZM213 69H214V71H213V73L214 72H217V71H215L216 70V68H214L213 67ZM218 69V68H217ZM220 69V68H219ZM228 69V68H227ZM238 69V68H237ZM20 70V69H19ZM42 70V69H41ZM76 70V69H75ZM98 70V69H97ZM134 70V71H133ZM165 70V72H166V74H167V72L168 71H166ZM211 70V71H210ZM226 70V69H225ZM231 70V69H230ZM251 70V69H250ZM253 70V69H252ZM255 70V69H254ZM25 71H26V69H25ZM24 71V72H25ZM145 71H143V72H145ZM196 71V70H195ZM204 70H202V72H203ZM219 71V70H218ZM221 71V70H220ZM229 71V70H228ZM238 71H239V69H238ZM237 71V72H238ZM240 71H242L241 69H240ZM41 72V71H40ZM44 72V71H43ZM92 72H94L93 74H92ZM96 72H98V71H96ZM129 73H130V71H128ZM141 72V71H140ZM164 72V73H165ZM224 72V71H223ZM244 72H246V71H244ZM249 72V71H248ZM91 73V74H90ZM126 73V74H125ZM146 73V72H145ZM152 73V72H151ZM191 73V74H190ZM212 73V74H213ZM222 73V72H221ZM220 73V74H221ZM16 74H18V75H20V76H17ZM69 74V73H68ZM147 74H148V71H147ZM146 74V75H147ZM149 74H150V72H149ZM182 74V75H181ZM189 74V75H188ZM195 74V73H194ZM198 74V73H197ZM237 74H240L239 72L237 73ZM9 75H10V77H11V75H16L17 76V78H15L14 80H16V82L13 80V82L11 81V80H9L8 79V77H9ZM45 75V74H44ZM94 75L96 76V78L94 77ZM139 75V74H138ZM141 75H143V74H141ZM157 75V74H156ZM168 75V74H167ZM167 75H166V78H167V80H168V77H167ZM214 75V74H213ZM217 75H219L218 74V72H217ZM15 76V77H16ZM23 76H27L26 74L25 75H23ZM74 76L73 77H71V78H73L74 79ZM134 76V77H135ZM148 76V75H147ZM150 77H148V80L151 78V74L149 75ZM155 76V75H154ZM206 76V75H205ZM222 76H224V75H222ZM227 76V75H226ZM230 75H228V77H229ZM240 76V75H239ZM0 77V78H1ZM28 77V76H27ZM68 77V76H67ZM130 77H132V75L130 76ZM134 77H132V78H134ZM140 77V76H139ZM170 77V76H169ZM207 77V76H206ZM215 77V76H214ZM225 77V76H224ZM233 77H235V76H233ZM237 77V76H236ZM235 77V78H236ZM246 77V76H245ZM13 78V77H12ZM23 78V81H25L24 79H27L26 77L24 78V77H21V79ZM39 78H41V77H39ZM147 78V77H146ZM156 78V77H155ZM165 78V79H166ZM174 78H172V80L174 79ZM184 78V76L182 77V79H181V81L182 80H184L185 78H186V76H185V78ZM209 78V77H208ZM207 78V79H208ZM211 78H212V76H211ZM218 78H219V76H218ZM220 78H221V75H220ZM226 78V77H225ZM231 78V77H230ZM19 79V81H22V80H20V78H18ZM68 79H69V77H68ZM164 79V80H165ZM210 79V78H209ZM214 79V78H213ZM212 79V80H213ZM216 79V78H215ZM240 79V78H239ZM28 80V79H27ZM27 80H26V82H27ZM74 80V81H75ZM96 80H97V82H96ZM121 80V81H122ZM139 80V79H138ZM140 80H142V79H140ZM145 80V79H144ZM151 80V79H150ZM155 80H158V79H155ZM174 80V81H175ZM186 80V79H185ZM223 80V79H222ZM71 81V80H70ZM103 81L101 80V83H103ZM220 81V80H219ZM66 82V81H65ZM118 82V83H117ZM128 82V83H127ZM146 83H147V81H145ZM164 82V81H163ZM167 82V81H166ZM172 81L170 80V83H171ZM184 82V81H183ZM182 82V83H183ZM197 82V81H196ZM226 82V81H225ZM235 82V81H234ZM239 82V81H238ZM6 83H8V84H6ZM13 83H16V84H13ZM98 83V84H97ZM135 83V82H134ZM136 83H138V81L136 82ZM156 83V82H155ZM154 83V84H155ZM161 83V82H160ZM194 83V82H193ZM199 83V82H198ZM198 83H197V87H198ZM211 83V82H210ZM68 84V83H67ZM153 84V83H152ZM167 84V83H166ZM168 84H169V82H168ZM171 84H173V83H171ZM185 84V83H184ZM202 84V83H201ZM204 84V83H203ZM223 84V83H222ZM5 85H2L1 84V86L3 87V86H5ZM64 85V84H63ZM70 85V84H69ZM69 85H66V86H69ZM77 85V86H78ZM96 85H98V88H97V86ZM121 85V84H120ZM124 85V86H125ZM142 85V84H141ZM148 85V84H147ZM151 85V84H150ZM163 85H164V87L165 86H167V85H165V83H163ZM170 85V84H169ZM176 85V84H175ZM179 85H181V83L179 84ZM233 85V84H232ZM31 86V85H30ZM65 86V85H64ZM101 86V85H100ZM132 85H130V87H131ZM138 86V85H137ZM136 86V87H137ZM154 86V85H153ZM158 86H159V83H158ZM182 86V85H181ZM181 86L180 87H178V88H180V89H182L181 88ZM185 86V85H184ZM200 86H202V85H200ZM204 86V85H203ZM202 86V87H203ZM213 86V85H212ZM1 87V88H2ZM74 87L75 86H73V90H74ZM129 87V86H128ZM126 88L127 90L129 89V88ZM133 87V86H132ZM160 87H161V85H160ZM171 88L170 89H172V86H170ZM186 87V86H185ZM189 87H191V86H189ZM224 87V86H223ZM233 87V86H232ZM231 87V88H232ZM6 88H8V87H6ZM163 88V87H162ZM177 88V87H176ZM184 88V87H183ZM192 88V87H191ZM206 88H207V86H206ZM205 88V89H206ZM214 88V87H213ZM229 88V87H228ZM239 88V87H238ZM29 89H31V88H29ZM40 89V88H39ZM70 89V88H69ZM98 89V90H97ZM105 89H101V93H103L104 92V90ZM124 89V88H123ZM153 89H155V88H153ZM163 89H165V88H163ZM167 89L168 88H166L165 90L167 91ZM170 89H169V91H170ZM185 89V88H184ZM183 89V90H184ZM193 89H194V87H193ZM208 89V88H207ZM218 89V88H217ZM221 89V88H220ZM225 89V88H224ZM33 90V89H32ZM67 90V89H66ZM75 90H77L76 89V87H75ZM75 90H74V92H73V94L75 93ZM122 90V89H121ZM173 90H175L174 88H173ZM182 90V91H183ZM192 90V89H191ZM199 90V89H198ZM227 90V89H226ZM2 91H3V89H2ZM4 91H5V88H4ZM4 91H3V93H4ZM11 91H12V88H11ZM135 91H136V89H135ZM141 91V90H140ZM176 91V90H175ZM185 91V90H184ZM188 91V90H187ZM200 91V90H199ZM202 91H203V89H202ZM208 91V90H207ZM221 91V90H220ZM224 91V90H223ZM13 92V91H12ZM11 92V93H12ZM80 92H78L77 91V93H79V94H82V92L80 93ZM88 92V93H87ZM106 92V91H105ZM104 92V93H105ZM122 92V91H121ZM130 92V91H129ZM134 92V91H133ZM138 92V91H137ZM144 92V91H143ZM172 92V91H171ZM181 92V91H180ZM204 92V91H203ZM209 92H210V90H209ZM215 92V91H214ZM0 93H1V90H0ZM14 93V92H13ZM67 93V92H66ZM69 93V92H68ZM96 93V94H95ZM145 93V92H144ZM166 93V92H165ZM170 93V92H169ZM179 93V92H178ZM182 93V92H181ZM193 93V92H192ZM199 93V92H198ZM202 93V92H201ZM217 93V92H216ZM222 93V92H221ZM6 93H5V96L7 95ZM123 94V93H122ZM125 94V93H124ZM133 94V93H132ZM132 94H130V95H132ZM142 94V93H141ZM208 95H209V97H210V94L209 93H207ZM215 94V93H214ZM12 95V94H11ZM14 95V94H13ZM99 97H98V96ZM168 95V94H167ZM177 95V94H176ZM179 95V94H178ZM208 95H206V96H208ZM217 95V94H216ZM2 96V98H3V94L1 95ZM1 96H0V98H1ZM28 96V97H27ZM29 96H30V98H29ZM35 96H37V95H35ZM102 96V94H101V97L102 98H104L103 100L105 101L106 100V98L105 97H103ZM127 96V95H126ZM140 96V95H139ZM175 96V95H174ZM173 96V97H174ZM195 96V95H194ZM86 97H88L89 98V95H87ZM169 97H171V96H169ZM176 97V96H175ZM188 97V96H187ZM186 97V98H187ZM196 97V96H195ZM209 97H208V99H209ZM1 98V99H2ZM6 98V97H5ZM35 98V97H34ZM73 98V97H72ZM75 98H73V99H75ZM172 98V97H171ZM177 98V97H176ZM192 98V97H191ZM75 99V100H76ZM90 99H86V101L88 100H90ZM130 99V98H129ZM138 99V98H137ZM181 99V98H180ZM189 99V98H188ZM204 99V98H203ZM109 100V101H108ZM110 100H113V104L110 102ZM194 100V99H193ZM192 100V101H193ZM244 100V102H245V99H243ZM77 101V102H78ZM85 101V102H86ZM87 101V102H88ZM130 101V100H129ZM135 101V100H134ZM190 101V100H189ZM198 101H200V99L198 100ZM37 102V101H36ZM91 102V101H90ZM90 102H88V103H90ZM94 102V101H93ZM108 102V103H107ZM125 102V101H124ZM123 102V103H124ZM127 102H128V100H127ZM185 102H186V100H185ZM204 102V101H203ZM210 102H212L211 100H210ZM247 102V101H246ZM14 103V104H13ZM87 103V104H88ZM177 103V102H176ZM184 103V102H183ZM194 103H196V102H194ZM206 103V102H205ZM209 103V102H208ZM14 106H13V105ZM37 104V103H36ZM79 104V103H78ZM110 104H112V105H110ZM187 104H189V103H187ZM191 104V103H190ZM202 103H200V105H201ZM211 104V103H210ZM247 104V103H246ZM89 105V104H88ZM182 105V104H181ZM248 105V104H247ZM115 106V107H114ZM128 106H130V105H128ZM134 106V105H133ZM135 106H137V105H135ZM134 106V107H135ZM185 106V105H184ZM184 106H181V107H183V110H182V112H184V111H186L187 109H188V107H187V109L185 110V107ZM197 106V105H196ZM203 106H204V104H203ZM215 106V105H214ZM78 107V106H77ZM78 107V108H79ZM178 107V106H177ZM198 107H201V106H198ZM207 107V106H206ZM83 108V109H82ZM191 108H193V107H191ZM197 108V107H196ZM205 108V107H204ZM208 108V107H207ZM40 109V108H39ZM180 109V108H179ZM208 109H210V110H212V105H209V108ZM87 110V109H86ZM98 110V109H97ZM180 110V111H181ZM194 110V109H193ZM192 110V111H193ZM209 110V111H210ZM73 111V112H74ZM113 111V110H112ZM188 111V110H187ZM197 110H195L194 112H196ZM83 112V113H82ZM120 112L118 113L120 116H121V114L124 112H122L121 114H120ZM213 112V111H212ZM71 113V112H70ZM113 113V112H112ZM83 114V117L81 116ZM129 114V113H128ZM188 114V113H187ZM192 114V113H191ZM196 114V113H195ZM200 114V113H199ZM67 115V114H66ZM71 116H72V114H71ZM117 116V115H116ZM123 116H124V114H123ZM186 116V115H185ZM189 116V115H188ZM213 116V115H212ZM35 117V116H34ZM83 119H82V118ZM202 117V120H204V121H206L207 123H206V125H202V128H204L203 126H205V128L204 129H201V128H199V133H200V137H201V139L202 140H208L207 142L209 143V144H207V145H209V154L208 155H210V157H212L213 158V160H214V162L216 163V164H220V161H222L223 162V160H221V155H220V153H219V151L217 152L216 151V149H214V148H212L211 146L213 145V144H211V146H210V141H211V143L213 142L211 139H210V136L213 134L212 133V130L215 128V126H216V124H215V126H214V123H217V122H215L214 120V118L212 117H206V115L204 114V116H201ZM123 118H125V117H123ZM59 120H60V118H58ZM113 119V118H112ZM28 121V129H27V127H25V123L26 122H24V121ZM52 120V119H51ZM69 120V119H68ZM77 120V122H74V121H76ZM125 120V119H124ZM123 120V121H124ZM210 120V121H209ZM24 123H23V122ZM53 121V120H52ZM52 121H50V122H52ZM66 121V120H65ZM70 121V120H69ZM197 121V120H196ZM199 121V120H198ZM201 121V120H200ZM199 121V122H200ZM53 122H57V119H56V121H53ZM53 122H52V124H53ZM121 122V121H120ZM127 122V121H126ZM125 122V123H126ZM202 122V121H201ZM220 122V121H219ZM24 125H23V124ZM46 123V122H45ZM54 123V124H55ZM58 123V122H57ZM60 123H62L61 121H60ZM60 123H58V124H60ZM197 123V122H196ZM51 124V125H52ZM53 124V125H54ZM122 124H123V122H122ZM151 124V123H150ZM203 124V123H202ZM48 125H50V124H47V126ZM65 125V124H64ZM68 125V124H67ZM69 125H70V122H69ZM72 125V124H71ZM221 125H222V123H221ZM56 125H54L53 127H55ZM123 126V125H122ZM125 126V125H124ZM196 126H198V125H196ZM213 126H214V128H213ZM52 127V128H53ZM57 127H59V126H57ZM61 128H62V126H60ZM59 127V128H60ZM65 127V126H64ZM201 127V126H200ZM221 127V126H220ZM50 128V130L49 131H51V127L49 126L48 127V129ZM72 128V127H71ZM96 128V129H95ZM218 128V127H217ZM225 128V127H224ZM27 129V130H26ZM57 129V128H56ZM121 129V130H122ZM226 129V128H225ZM64 130V129H63ZM96 130V131H95ZM124 130V129H123ZM123 130H122V132H123ZM215 130H216V128H215ZM227 130V129H226ZM60 131V129L59 130H56V132H59ZM71 131V129H69L68 130V132H70ZM150 131V130H149ZM162 131V130H161ZM214 131V130H213ZM221 131V130H220ZM223 131V130H222ZM55 132V133H56ZM61 132H63V131H60V133ZM64 132H65V130H64ZM47 133V134H46ZM53 133V132H52ZM60 133H58V135L60 134ZM74 133H72V134H74ZM87 135L88 134V136H91L92 138H94L93 139V141H89L88 142V144L90 143V142H92V143H94L92 146H89L88 144H87V142H86V140L84 139L86 136H85V134ZM116 133V134H115ZM224 133V132H223ZM57 134V133H56ZM121 134H123V133H121ZM229 134H231V133H229ZM227 132H226V134H224V137L226 136H229L230 137V139H231V137L233 138L232 140V142L233 143H230V139H228V137H227V141L229 142L227 145H229V144H231L230 145V149H232V150H234V154H236L235 153V150L237 151V150H240V154H238V155H236L235 157H237L238 159H236L235 161H238L237 163H239V166H240V169L242 168V166L241 165H243V167H244V160L245 159H247L246 157H247V155H248V158H249V155H250V158H249V160L247 159V161L249 162L250 161V159L252 160V161H250V162H255L254 164H256L257 163V165L258 166H256L257 168H258V170H260L263 174H264V163L262 164V162L264 161L263 159H261V158H263L262 156H264L263 154H260V152L259 151H257V153L258 154H260V156H261V158L259 159L258 158V156H257V154L255 153V152H253L252 150H257L256 148L254 149V145L253 146H251V144H250V146H251V148L249 147V145H247V144H249L250 143V140L251 139H248V140H245L246 142H248V143H246V142H244V140L242 139V138H240L241 139V142H242V140H243V142L246 144V146H245V144H244V149H242V148H240L241 146L238 144V143H240L241 144V142H238L236 139H235V137H233V136H230ZM115 135H116V137H115ZM48 136V135H47ZM51 136H53V135H51ZM61 135H59V138H58V140L61 138L60 137ZM72 136V135H71ZM118 136H119V133H118ZM122 136V140H121V142L119 143V144H117V145H119L120 147L122 146V145H124L123 143L125 142V135L123 134V135H121ZM123 136H125V137H123ZM223 136V135H222ZM244 136V135H243ZM49 137V136H48ZM54 137H55V134H54ZM58 137V136H57ZM62 137H63V135H62ZM223 137V138H224ZM90 138V137H89ZM119 138V137H118ZM247 138V137H246ZM50 139V138H49ZM56 139V138H55ZM64 139V138H63ZM86 139H88V138H86ZM220 139H221V137H220ZM35 140H38V142H40V146L38 145V143H35L36 145H38L37 147H39V148H37L36 147V145L33 143V142H35ZM61 140H62V138H61ZM68 140V139H67ZM85 140V141H84ZM90 140V139H89ZM118 140V139H117ZM119 140V141H120ZM222 140H224V139H222ZM50 141V142H49ZM63 141V140H62ZM61 141V142H62ZM88 141V140H87ZM127 141V140H126ZM225 141V143H226V140H224ZM254 141V140H253ZM252 141V142H253ZM4 142H6V143H4ZM12 142L14 143V142H16L15 144H14V147H15V145H17V143H18V145L20 146L19 147V149L21 150V147L23 148V150H25V151H23L22 153H21V151L20 150H18V151H20V152H18V153H21V154H23L24 152V154H25V156L26 157H23V158H26L27 159V161H26V159H23V160H25L26 162H22V164H20L19 165V163H17V164H15L16 162H18L17 160L15 161V162H13L12 160H15V159H17V158H15L18 154H17V149H18V145H17V149H16V147L15 148H12V146L13 145H11V147L10 148H8L9 147V145L10 144H12ZM37 142V141H36ZM55 142V141H54ZM53 142V143H54ZM56 145H57V150H60L63 146H66V147H68L67 146V144L65 145H62L63 144V142L61 143H59L57 140H56ZM206 142V143H207ZM32 143L34 144V145H32ZM52 143V144H53ZM59 144H61L62 145V147H59L58 145ZM167 144V143H166ZM253 144V143H252ZM254 144H255V142H254ZM6 145H8V146H6ZM60 145V146H61ZM90 145H91V143H90ZM150 145V144H149ZM154 145V144H153ZM168 145V144H167ZM256 146H257V144H255ZM33 146H35L36 148H34ZM118 146V147H119ZM155 146V145H154ZM240 146V147H239ZM6 147V148H5ZM55 147V146H54ZM148 147V146H147ZM157 147V146H156ZM215 147V146H214ZM253 147V148H252ZM258 147V146H257ZM2 148V149H1ZM11 148H12V152L13 153H15L14 155H15V157L13 156V155H11ZM53 148V147H52ZM56 148V147H55ZM54 148V149H55ZM58 148H60V149H58ZM71 148L69 149V150H71ZM116 148V147H115ZM150 148V147H149ZM148 148V149H149ZM161 148H163V147H161ZM235 148H237V149H235ZM260 148H262V147H260ZM10 149V150H9ZM13 149H16V150H13ZM159 149V148H158ZM263 149H264V147H263ZM2 150V151H1ZM50 150V151H49ZM152 150H154V149H152ZM164 150V149H163ZM260 150V149H259ZM10 151V152H9ZM55 151H56V149H55ZM221 151V150H220ZM261 152L262 151H264V150H260ZM70 152V153H71ZM130 152V151H129ZM146 152H148V151H146ZM152 152V151H151ZM150 152V153H151ZM239 152V151H238ZM72 153H71V155H72ZM263 153V152H262ZM23 154V155H24ZM105 154H107V158L106 157H104V155ZM129 154V153H128ZM228 154H229V152H228ZM227 154V155H228ZM23 155H21V156H23ZM69 155V154H68ZM140 155V154H139ZM152 155V154H151ZM223 155V154H222ZM12 156V157H11ZM19 156V155H18ZM21 156H19V157H21ZM50 156H51V158H50ZM66 156H67V154H66ZM133 156V155H132ZM143 156H145V155H143ZM149 156H150V154H149ZM241 156V157H240ZM14 157V159H12L11 160V158H13ZM59 157V156H58ZM69 157V156H68ZM87 157H89V158H91V160L90 159H88ZM146 157H147V155H146ZM235 157L233 158V160L235 159ZM110 158V157H109ZM112 158H110V159H112ZM148 158V157H147ZM150 158V157H149ZM222 158H223V156H222ZM71 159V160H70ZM90 160V163H88V161L87 160ZM244 159V160H243ZM18 160H19V158H18ZM22 160V158L19 160V161H23ZM58 160V159H57ZM80 160V161H79ZM133 160V159H132ZM263 160V161H262ZM29 161V165H28V162ZM55 161V160H54ZM71 161H73V162H71ZM81 161H83V163L81 162ZM118 161V160H117ZM128 161H129V159H128ZM135 161V160H134ZM246 161V162H247ZM116 163V165H115V163ZM121 162V161H120ZM221 162V163H222ZM249 162V163H250ZM21 163V162H20ZM23 163H27L26 165L25 164H23ZM51 163H52V161H51ZM131 163V162H130ZM62 164V165H63ZM126 164V163H125ZM134 164V163H133ZM161 164V163H160ZM223 165H224V163H222ZM232 164V163H231ZM236 164V163H235ZM247 164V163H246ZM30 165H31V167H33V169L30 167ZM57 165V164H56ZM237 165V164H236ZM235 165V166H236ZM251 165V164H250ZM253 165V164H252ZM88 166H91L90 168L88 167ZM113 168H112V167ZM184 166V165H183ZM246 166V165H245ZM247 166H248V164H247ZM65 167V168H64ZM85 167H88L89 168V170H90V172H91V174H92V177H91V179L90 180H88V182H86L85 181V185L83 184H80V183H78V181H76V178L75 177H77V176H79L80 177V180L82 181L83 179H84V176H85ZM132 167H134V166H132ZM136 167V166H135ZM161 167V166H160ZM182 167V166H181ZM180 167V168H181ZM225 167V166H224ZM64 168V169H63ZM125 168V167H124ZM130 168H131V166H130ZM144 168V167H143ZM149 168V167H148ZM219 168H220V165H219ZM218 168V169H219ZM234 168V167H233ZM236 168H238V167H236ZM235 168V169H236ZM248 169H249V167H247ZM71 169H73V170H75L76 171V173H75V171H74V173L75 174H78L77 176H74V173H72V171H70ZM87 169V168H86ZM129 169V168H128ZM128 169H127V171H128ZM158 169V168H157ZM163 169H164V167H163ZM167 169V168H166ZM243 169V168H242ZM253 169V171L255 170L254 168H252ZM251 169V170H252ZM61 170V171H62ZM107 170V171H106ZM121 171H122V169H120ZM119 170V171H120ZM152 170V169H151ZM150 170V171H151ZM181 170V169H180ZM185 170V169H184ZM184 170L183 171H181L183 174H184ZM226 170V169H225ZM244 170V169H243ZM118 171V170H117ZM120 171V172H121ZM124 171V170H123ZM236 171V170H235ZM237 171H238V169H237ZM237 171H236V173H237ZM250 171V170H249ZM259 171V172H260ZM89 172V171H88ZM145 172V171H144ZM153 172V171H152ZM152 172H151V175H152ZM159 172V171H158ZM234 172V171H233ZM240 172V171H239ZM258 172V171H257ZM101 173V174H100ZM226 173V172H225ZM117 174V175H116ZM135 174V173H134ZM155 174H156V172H155ZM238 174V173H237ZM246 174V173H245ZM258 174V173H257ZM260 174V173H259ZM263 174H261V175H263ZM47 175H48V178H46L47 177ZM126 175V174H125ZM128 176H129V173L127 174ZM126 175V176H127ZM182 175V174H181ZM241 175V177H242V173L240 174ZM260 175V176H261ZM116 176V177H115ZM158 176V175H157ZM156 176V177H157ZM183 176V175H182ZM238 176V175H237ZM243 176H245V175H243ZM250 176V175H249ZM264 176V175H263ZM113 177H115V180L114 181H112L113 180ZM153 177V176H152ZM251 177V176H250ZM249 177V181H252L251 179H253V177L252 178H250ZM257 177V176H256ZM116 178H119V180L117 181L118 183H115V181H116ZM130 178V177H129ZM154 178V177H153ZM182 178H184V179H186L184 176L182 177ZM239 178H240V176H239ZM243 178V177H242ZM258 178V177H257ZM135 179V178H134ZM244 179H246V180H248V178H244ZM254 179H255V177H254ZM263 179V178H262ZM78 180V179H77ZM121 180H122V182H121ZM127 180H129V179H127ZM239 180V179H238ZM241 180H243V179H241ZM246 180H243V181H246ZM84 181V180H83ZM182 181H184V183H185V180H182ZM260 181H261V179H260ZM259 181V182H260ZM131 182H132V179H131ZM149 182H151V180L149 181ZM242 182V181H241ZM256 182H257V179H256ZM123 183H124V185H123ZM130 183V182H129ZM238 183H240V182H238ZM252 183H253V181H252ZM251 182H249V184H247L248 185V188L246 189V188H244L241 184V186L243 187V189H246V193H247V190H248V192H249V190L250 191H252V192H254V190H251V189H253L252 188V186H254L255 184L253 183L252 184ZM130 184H132V183H130ZM257 184H258V182H257ZM126 185V186H125ZM152 185V184H151ZM183 185H185V184H183ZM237 185V184H236ZM235 185V186H236ZM244 185V184H243ZM259 185V184H258ZM261 185V184H260ZM259 185V186H260ZM138 186V185H137ZM140 186V185H139ZM143 186V185H142ZM131 187H133V186H131ZM131 187H129V188H131ZM185 187H186V185H185ZM184 187V188H185ZM239 187V186H238ZM255 188H259L258 186H254ZM128 188V189H129ZM155 188V187H154ZM154 188H153V190H154ZM240 188V187H239ZM263 188H264V186H263ZM136 189H138V188H136ZM135 189V190H136ZM147 189V188H146ZM156 189H157V187H156ZM236 189H237V186H236ZM157 190H159V189H157ZM184 190V189H183ZM240 190V189H239ZM256 190H258V189H256ZM259 190H260V188H259ZM143 191V190H142ZM141 191V192H142ZM136 192H137V190H136ZM138 192H139V190H138ZM150 192H152V189H151V191H149L148 193H150ZM242 192V191H241ZM243 192H245V191H243ZM258 192V191H257ZM256 192V193H257ZM262 192V191H261ZM144 193V192H143ZM159 193V192H158ZM239 194H240V192H238ZM245 193V194H246ZM255 193V192H254ZM84 194L85 195H87V196H84ZM160 194V193H159ZM244 194V195H245ZM252 194V193H251ZM251 194H248L247 193V198H249V200H248V202H250V201H252V202H254V205H258V209H257V211L258 212H262L263 213V211L262 210H264V208H263V206H264V204L262 203L263 202V200H262V202H260L261 201V199L260 200H258L255 196H253V195H251ZM262 194V193H261ZM137 195V194H136ZM141 195H142V193H141ZM260 195V194H259ZM131 196V195H130ZM135 196V195H134ZM154 196H157V195H155L154 194ZM153 196V197H154ZM160 196V195H159ZM164 196V195H163ZM249 196V197H248ZM257 196V195H256ZM132 197H133V194H132ZM167 197H168V195H167ZM237 197V196H236ZM141 198V197H140ZM157 198H158V196H157ZM156 198V199H157ZM160 198V197H159ZM238 198V197H237ZM247 198H246V200H247ZM259 198V197H258ZM260 198H263V196L262 197H260ZM130 199L132 200V198L130 197ZM154 199V198H153ZM139 200V199H138ZM237 200V199H236ZM140 201V200H139ZM162 201V200H161ZM138 202V201H137ZM154 202V201H153ZM157 202V201H156ZM245 202V201H244ZM252 202H250L251 203V205L253 204ZM162 203H163V201H162ZM162 203H161V205H162ZM166 203H167V201H166ZM237 203V202H236ZM136 204V203H135ZM145 204V203H144ZM156 204H158V203H156ZM160 204V203H159ZM243 204V203H242ZM148 205H150V204H148ZM165 205V204H164ZM246 205V204H245ZM253 205V206H254ZM263 205V206H262ZM138 206V205H137ZM140 206V205H139ZM154 206V205H153ZM166 206V205H165ZM164 206V207H165ZM171 206V205H170ZM169 206V207H170ZM197 206V205H196ZM195 206V207H196ZM199 206V205H198ZM197 206V207H198ZM252 206V207H253ZM134 207V208H133ZM142 207H144V206H142ZM147 207V206H146ZM145 207V208H146ZM157 207V206H156ZM238 207V206H237ZM245 207V206H244ZM249 207V206H248ZM145 208L144 209H141V210H145ZM147 208H149V207H147ZM153 208V207H152ZM159 208H161L160 206H159ZM166 208V207H165ZM240 208V207H239ZM247 208V207H246ZM257 208V207H256ZM255 208V209H256ZM163 209V208H162ZM168 209V208H167ZM254 209V208H253ZM254 209V210H255ZM137 210H139L138 208H137ZM140 210V211H141ZM148 210V209H147ZM147 210H145V211H147ZM150 210V209H149ZM155 210V209H154ZM161 210V209H160ZM169 210V209H168ZM244 210H246V209H244ZM145 211L143 212L142 211V214L143 213H145ZM153 210H151V212H152ZM167 211V210H166ZM239 211V210H238ZM237 211V212H238ZM250 211V210H249ZM156 212V211H155ZM159 212L160 211H158V213L157 214H159ZM163 212V211H162ZM242 212V211H241ZM138 213V214H137ZM147 213V212H146ZM144 214L145 216L148 214ZM175 213V212H174ZM177 213V212H176ZM240 213V212H239ZM238 213V214H239ZM248 213V212H247ZM141 214V213H140ZM156 214V215H157ZM237 214V213H236ZM246 214V213H245ZM249 214H250V212H249ZM258 214V213H257ZM161 215H162V213H161ZM167 215V214H166ZM178 215H179V213H178ZM240 215V214H239ZM242 215V214H241ZM255 215V214H254ZM263 215V214H262ZM147 216H149V214L147 215ZM150 216H152V215H150ZM149 216V217H150ZM170 216V215H169ZM238 216V215H237ZM247 216V215H246ZM137 217H138V220H137ZM157 217V216H156ZM160 217V216H159ZM158 217V218H159ZM172 217H173V215H172ZM241 217V216H240ZM252 217V216H251ZM256 217V216H255ZM177 218H179L180 219V217H178L177 216ZM244 218V217H243ZM250 218V217H249ZM260 218V217H259ZM151 221H153V219L150 217L149 218ZM168 219V218H167ZM173 219H175V217L173 218ZM182 219V218H181ZM180 219V220H181ZM240 219V218H239ZM238 219V220H239ZM245 219V218H244ZM247 219H248V217H247ZM255 219H257V218H255ZM261 219H264V216H263V218H261ZM145 220H147V217L145 218ZM156 220V219H155ZM165 220H166V218H165ZM179 220V221H180ZM236 220V219H235ZM251 220V219H250ZM253 220V219H252ZM140 221V223H141V225H143L142 224V222ZM148 221V224L150 223L149 222V220H147ZM159 221H160V219H159ZM164 221V220H163ZM183 221V220H182ZM181 221V222H182ZM244 221V220H243ZM242 221V222H243ZM124 222V223H123ZM137 222V223H138ZM145 222V221H144ZM153 222H155V221H153ZM153 222H152V225L154 226L153 227V229L156 227V228H158V225L157 226H155L154 224H153ZM158 222V221H157ZM156 222V223H157ZM184 222V221H183ZM244 222H246V221H244ZM249 222V221H248ZM248 222H246V223H248ZM256 222V221H255ZM261 222V221H260ZM123 223V224H122ZM146 223V222H145ZM165 223V222H164ZM168 223V222H167ZM180 223V222H179ZM222 222H220L219 223V225L221 224ZM235 223V222H234ZM244 224V225H247V224ZM252 223V222H251ZM122 224V225H121ZM128 224V223H127ZM126 224V226H130L131 228H127V232H130V230H128V229H132L133 231V234H134V231H136V232H138L137 231V229L139 228L140 229V227H138L137 226V228H135L134 226L135 225H137V224H135L134 222H133V224H135L133 227L134 228H132V226L130 225V224H128L127 225ZM132 224V225H133ZM148 224H146V225H148ZM170 225H171V222L169 223ZM177 224V223H176ZM225 224H227V223H225ZM229 224H231V223H229ZM240 224V223H239ZM140 225V226H141ZM150 225V224H149ZM182 225V224H181ZM219 225H218V227H219ZM224 224H221V228L219 227V229H222V226H223ZM233 225V224H232ZM252 225V224H251ZM255 225V224H254ZM261 225V224H260ZM263 225V224H262ZM261 225V226H262ZM122 226V227H121ZM145 226V225H144ZM151 226V225H150ZM225 226V225H224ZM224 226H223V228H224ZM230 226V225H229ZM235 226H236V224H235ZM238 226H240L241 228H242V226L241 225H238ZM250 229H251V227H250V225H247ZM246 226V227H247ZM264 226V225H263ZM262 226V227H263ZM162 227V226H161ZM169 227V226H168ZM167 227V228H168ZM226 227V226H225ZM233 227V226H232ZM237 227V226H236ZM247 227V228H248ZM141 228H143L144 230H145V227H143V226H141ZM151 228V227H150ZM149 228V229H150ZM160 228V227H159ZM241 228H238V229H240V230H242ZM246 228V229H247ZM248 228V229H249ZM254 228H260L261 229V227H258V226H254ZM134 229H136V230H134ZM143 229H142V231H143ZM147 229V228H146ZM152 229V230H153ZM169 229V228H168ZM225 229H228V227L227 228H225ZM232 229V228H231ZM237 229V228H236ZM252 229H253V227H252ZM263 229H264V227H263ZM151 230V231H152ZM157 230V229H156ZM160 230L161 231H163L161 228H160ZM235 230V229H234ZM158 231V230H157ZM166 231H167V229H166ZM170 231H171V229H170ZM221 231V230H220ZM223 231V230H222ZM221 231V232H222ZM227 231V230H226ZM232 231H233V229H232ZM245 230H242V233L244 232ZM251 231V230H250ZM250 231H248V233H251ZM126 232V231H125ZM228 232V231H227ZM226 232V233H227ZM235 232V231H234ZM234 232H232L233 234H230V230H229V234L228 235H231V236H228L229 237V239L230 240H228L227 238V236H225L226 235V233L225 232H223V233H225V235L223 234V233H221V235L223 234V237L224 238H226L227 240H225L222 236V238L224 239L223 241H225L226 242V244L222 241V243H224L226 246L224 247V251L222 250L223 249V247H221V250L225 253V252H227V251H225L226 249H228V247H229V249L231 250V252H229L228 251V253L229 254H224V255H221V254H223V253H220L219 252V249H218V251H216L217 249H210L208 246H206V244H207V239H204L205 240V243H204V247H205V252L207 253V252H215L216 251V253H220V255L219 256H217V254H214V253H212V254H214V255H210L212 258V262L214 263V264H227V263H231V264H242V262H243V260H244V263L243 264H261V262L263 261V263H264V257H262L261 256V254H263V256H264V253H261V249L260 248H262L261 246H258L259 248L257 249L256 248V243H258L257 242V240H256V242L254 241V236H253V234L256 232H254L253 234H252V236L250 237V238H252L253 239V241L252 240H250V241H252V242H246V241H248L250 238H248V237H246L247 239H245V236H246V232H244L243 234L241 233V232H239L238 233V236H240V234H242L241 236H244V238L243 237H241L242 239H245L244 241H245V243L244 242H242L241 241V239H239V238H237L238 236H237V234H236V232H235V235H234ZM238 232V231H237ZM253 232V231H252ZM260 232H261V230H260ZM139 234L141 233L140 231L138 232ZM146 233V232H145ZM160 233H162V232H160ZM169 233V232H168ZM167 233V234H168ZM262 233V232H261ZM264 233V232H263ZM154 234V233H153ZM164 234H165V232H164ZM164 234H161V235H164ZM245 234V235H244ZM257 234V233H256ZM128 235H130V234H128ZM136 235V234H135ZM148 235H150V234H148ZM147 235V236H148ZM152 235V234H151ZM166 235V234H165ZM233 235V236H232ZM263 235V234H262ZM132 237H133V235H131ZM156 235H154V239L156 238V240H158L159 239V237L157 238V237H155ZM247 236H248V234H247ZM250 236V235H249ZM260 236V235H259ZM143 237V236H142ZM145 237H146V235H145ZM144 237V238H145ZM152 237V236H151ZM166 237V236H165ZM170 237V236H169ZM176 237V236H175ZM201 237H203V236H201ZM200 237V238H201ZM221 237H220V241L222 240L221 239ZM231 237V238H230ZM137 238V237H136ZM150 238V237H149ZM153 238V237H152ZM163 238V237H162ZM161 238V239H162ZM168 238V237H167ZM172 238V237H171ZM173 238H174V236H173ZM196 238V237H195ZM217 239L219 238V237H216ZM256 238H257V235H256ZM129 239V238H128ZM133 239V238H132ZM142 239V238H141ZM164 239V238H163ZM162 239V240H163ZM169 239V238H168ZM217 239H215L216 241H217ZM240 241H239V240ZM259 239V238H258ZM260 239H261V237H260ZM153 240V239H152ZM162 240H160V241H157V243L159 242V244H161L160 242H163ZM196 240H198L197 242H196V245H197V243H200V245H203L201 242L202 241H200V239H198V238H196ZM195 240V241H196ZM201 240H202V238H201ZM204 240H203V242H204ZM135 241V240H134ZM142 241H145V240H143L142 239ZM171 241V240H170ZM169 241V242H170ZM195 241L193 242L194 244H193V246L192 247H194L195 246ZM220 241H217L218 243L220 242ZM263 241V240H262ZM156 242V241H155ZM154 242V243H155ZM178 242V241H177ZM215 242V241H214ZM217 242H216V244H217ZM232 242H234V243H236L237 244V248H234L235 246H233L232 244H234V243H232ZM156 243V244H157ZM171 243H173V242H171ZM230 243V244H229ZM232 243V244H231ZM243 243V244H242ZM140 244V243H139ZM150 244H151V242H150ZM149 244V245H150ZM163 245H165V248H167L166 246H168L167 244H168V242H163L162 243ZM208 244H209V242H208ZM220 244V243H219ZM223 244V245H224ZM228 244V245H227ZM235 244V245H236ZM254 244H255V246H254ZM137 245V243L135 244V246ZM152 245H153V243H152ZM175 245V244H174ZM222 245V246H223ZM230 245H232V249H234V251L235 252H238V253H240V255H235L234 253H233V251H232V249L230 248L231 246ZM138 246H141V245H138ZM145 246V245H144ZM154 246H157V245H154ZM162 246V245H161ZM171 246V245H170ZM173 246V245H172ZM203 247V246H202ZM202 247L200 248V249H202ZM227 247V248H226ZM144 248V247H143ZM162 248H164L163 246H162ZM172 248V247H171ZM207 248H209V250L210 251H208V250H206ZM135 249H136V247H135ZM139 249H141V248H139ZM150 249V248H149ZM155 249V248H154ZM178 249V248H177ZM194 249V248H193ZM193 249H190V253H191V251H194ZM263 249V248H262ZM117 250H119L120 251V253L122 252V255L124 256H122V258H119L117 255H119V253H116V252H118ZM142 250V249H141ZM144 250V249H143ZM166 250H168V249H166ZM195 250H196V248H195ZM198 250V249H197ZM211 250H213V251H211ZM239 250H241V252L239 251ZM258 250L260 251V253L258 252ZM159 251V250H158ZM157 251V252H158ZM164 251V250H163ZM169 251V250H168ZM181 251V250H180ZM200 252L199 253H202V255H203V253H204V255H205V258L207 259V262L209 263L210 261L208 260V259H210V258H208V255L210 254V253H205V252H202L201 250H199ZM143 252V251H142ZM165 252V251H164ZM178 252V251H177ZM182 252V251H181ZM185 252V251H184ZM187 252V251H186ZM198 251H196V252H194V253H192L193 254V256L192 255H187L188 257H190V259L193 257V258H196L197 259V257H198V253H197ZM262 252H264V251H262ZM138 253V252H137ZM145 253V252H144ZM155 253H156V251H155ZM158 253H160V252H158ZM189 253V252H188ZM196 253V256L197 257H194L195 254ZM237 253V254H238ZM142 254V253H141ZM153 254V253H152ZM168 254V253H167ZM176 254V253H175ZM178 255L177 256H179V253H177ZM236 256V257H234V255ZM145 255V254H144ZM156 255V254H155ZM160 255V254H159ZM161 255H162V253H161ZM164 255V254H163ZM173 255H174V253H173ZM182 255H183V253H182ZM182 255H180V256H182ZM225 255H228V259L229 260H227V256L225 257V258H222V257H224ZM148 256H150L149 254H147V257ZM154 256V255H153ZM166 256V255H165ZM169 256V255H168ZM172 256V255H171ZM176 255H174V257H175ZM187 256H185V254H184V260H186L185 258H187ZM207 256V257H206ZM209 256V257H210ZM238 256H241L240 258H242L241 260H242V262L240 261V258L238 257ZM183 257V256H182ZM200 257V256H199ZM199 257H198V260L196 261L197 263L196 264H198V263H200L201 261L203 262V260L205 259H201V261L199 260ZM263 258V260H262V258ZM142 258V257H141ZM162 258V257H161ZM167 258H171L170 256L169 257H167ZM172 258H173V256H172ZM179 258V257H178ZM178 258L176 257L175 258V260H178ZM192 258V261H190V260H186V262L185 263H187L188 261L189 262H191V264L194 262L193 259ZM201 258V257H200ZM151 259V258H150ZM152 259H153V257H152ZM165 259V258H164ZM182 259V258H181ZM195 259V260H196ZM221 259H223V260H221ZM225 259V260H224ZM155 260V259H154ZM174 260V261H175ZM160 261V260H159ZM159 261H157V262H159ZM168 261H169V259H168ZM180 261V260H179ZM182 261V260H181ZM225 261H228L227 263H225ZM143 262V261H142ZM155 262H156V260H155ZM165 262V261H164ZM171 262H173V261H171ZM170 262V263H171ZM189 262H188V264H189ZM207 262H204V263H202V264H206ZM166 263V262H165ZM177 263V262H176ZM207 263V264H208ZM162 264V263H161ZM173 264V263H172ZM195 264V263H194ZM211 264V263H210Z\"/></svg>","mask_w":264,"mask_h":264}]
</instances>
